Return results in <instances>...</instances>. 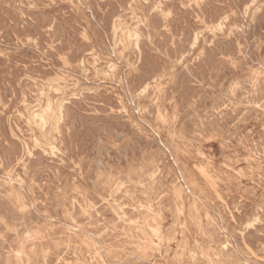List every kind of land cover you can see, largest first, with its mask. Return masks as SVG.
Segmentation results:
<instances>
[{"label":"rangeland","instance_id":"rangeland-1","mask_svg":"<svg viewBox=\"0 0 264 264\" xmlns=\"http://www.w3.org/2000/svg\"><path fill=\"white\" fill-rule=\"evenodd\" d=\"M0 1H1L0 2V5H1L0 6V15H1L0 16V64L2 65V66L0 65V111H1L0 112V115H1V117H0V131H1L0 137H2L0 139V156H1L0 157V169H1L0 170V177H1V179H0L1 180L0 181V199H1L0 200V224H1L0 225V235H2V236H0V256H1L0 264H7L8 262H9L8 264H12V262H13V264H54V263L55 264H68V263L69 264H81L82 262L84 264L85 263L86 264H113V263L114 264H151V263L152 264H170V263L171 264H191V263L192 264H218V263L219 264H239V263L240 264H259V263L264 264V260H263L264 259V236H263L264 235V231H263L264 230V209H263V207H264V202H263L264 201V179H263L264 178V170H263L264 169V157H261L262 154L264 156V130H263L264 129V111H263L264 110V108H263L264 107V82H263L264 81V72H262V71H264V51H263L264 50V43H263L264 42V26H262V23L264 25V1L263 0H251L252 2H250V0H245V1L244 0H235V1L234 0H229V1L228 0H221V1L220 0H209V1L208 0H182V1L181 0H176V1L175 0L174 1L173 0H159V1L158 0L157 1L156 0H144L145 2L143 0H128V1L127 0H121V2H120V0H96L97 2L95 0H93L95 3L92 0H75V1L74 0H66V1L65 0H36V1L34 0V2H33V0H27V1L26 0H20L21 3H20V1H17V0H0ZM123 1H125V2H123ZM189 1H191V2H189ZM242 1L247 2V3H245V5H244V3L242 4ZM258 1H259V3H258ZM260 1H262V2H260ZM10 2H11V4H10ZM131 2H132V4H131ZM167 2H168V5H167ZM205 2H207V3H205ZM128 3H130V5ZM84 4L90 5V8H89V6H86ZM151 4L152 5L154 4V5L152 6ZM198 4H200V5H198ZM206 4H207V7L205 6ZM225 4H227V5H225ZM74 5H76V6H74ZM115 5H117V6H115ZM118 5H119V7H118ZM141 6H143V7H141ZM212 6H214V7L212 8ZM239 6H241V7L239 8ZM23 7H25V8H23ZM32 7H33V9H32ZM95 7L96 8L98 7V8L96 9ZM203 7L206 9L205 11H204ZM208 7L210 10L208 9ZM12 8H14V9H12ZM26 8H28V10ZM57 8H59L58 10H60V11H58ZM110 8H112V9H110ZM135 8H137V10ZM152 8H154V9H152ZM166 8H168V9H166ZM217 8L220 10H217ZM94 9H96V10H94ZM182 9H184V10H182ZM12 10H13V12H12ZM56 10L58 13L56 12ZM77 10H78V12H77ZM116 10H117V12H116ZM161 10L165 11L166 13L162 12ZM208 10H209V12H208ZM227 10L228 11L230 10L229 11L230 13ZM72 11H73V13H72ZM135 11H136V13H135ZM145 11H148V12H145ZM153 11H154V13H153ZM159 11H161V12H159ZM248 11H249V13H248ZM6 12H7V14H6ZM30 12H31V14H30ZM59 12H61L60 13L61 15L59 14ZM220 12H222V13H220ZM223 12H224V14H223ZM257 12H259V13H257ZM32 13L34 15H32ZM87 13H89V14H87ZM107 13H108V15H107ZM194 13H195V15H194ZM237 13H239V14H237ZM22 14H24V15H22ZM66 14H67L68 18L66 17ZM98 14L101 16L99 17ZM122 14L123 15L125 14L124 16H122L123 18L125 17L124 19L121 18ZM176 14H178V15H176ZM227 14H228V16H227ZM257 14H260V15H257ZM154 15H156V16H154ZM8 16H9V18H8ZM17 16H18V18H17ZM59 16H63V17H59ZM193 16H195V17H193ZM258 16L261 18H258ZM13 17H15V18H13ZM153 17H155V18H153ZM222 17H223V20H222ZM27 18H28V20L30 19L31 21L30 20L28 21ZM70 18H71V20H68ZM115 18H116V20H115ZM140 18H141V20H140ZM146 18H148V21ZM157 18H159V19H157ZM207 18L210 20H208ZM246 18H247V20H246ZM257 18L259 19V21L257 20ZM44 19H45V22H44ZM47 19H49V20L51 19L50 24H49V21ZM131 19H132V21H131ZM236 19H238V20H236ZM244 19L246 20V22ZM248 19H249V21H248ZM64 20H66V21H64ZM158 20H159V22H158ZM261 20H262V22H260ZM37 21L39 24L37 23ZM68 21H70V22H68ZM76 21H78V22H76ZM33 22H34V24H33ZM43 22L45 23V25L43 24ZM56 22H57V24H56ZM63 22H65V24H63ZM103 22H105V23H103ZM169 22H170V24H169ZM183 22H185V23H183ZM3 23L5 24V26ZM18 23H20V24H18ZM118 23H120V25ZM148 23H149V25H148ZM210 23L211 24L213 23V25L211 26ZM74 25H76V26H74ZM157 25H159V26H157ZM166 25H168V26H166ZM189 25H192V26H189ZM10 26H11V28H10ZM20 26L22 28H20ZM70 26H72V28ZM119 26H120V28H119ZM7 27H8V29H7ZM35 27H37V28H35ZM60 27H61V29H59ZM62 27H63V29H62ZM75 27H76V29H75ZM106 27H107V29H106ZM159 28H161V29H159ZM235 28H237V29L235 30ZM225 29H226V32H225L226 34L223 32V31H225ZM5 30H6V32H5ZM9 30H10V32H9ZM31 30H33V32ZM81 30H82V34H80ZM49 31H52V32H49ZM59 31H61V34ZM69 31H71V32H69ZM160 31H162V32L160 33ZM240 31H241V33H240ZM66 32H67V34H66ZM10 33H12V34H10ZM43 33H44V35H43ZM249 33L252 35H250ZM109 34H111V35H109ZM215 34H217V35H215ZM166 35H168L170 37L168 38V36H166ZM185 35H186L187 39H186ZM234 35L236 38L234 37ZM238 35H239V38L237 37ZM70 36H72V37L74 36V37L72 38ZM159 36L161 39L159 38ZM164 36H166V37H164ZM81 37H82V39H81ZM118 37H119V39H118ZM149 37H150V39H149ZM206 37H207V39H206ZM151 38L154 40L152 41ZM164 38H166V39H164ZM212 38H214V39H212ZM69 39H71V40L69 41ZM144 39H145L146 43L144 42ZM225 39H227L228 41ZM56 40L59 42H56ZM100 40H102V41H100ZM166 40H168V41H166ZM39 41H40V43H39ZM159 41H161V43ZM219 41H221V42H219ZM41 42H42V44H41ZM141 42L143 45L141 44ZM152 42H153V44H152ZM165 42H167V43H165ZM235 42L237 44H235ZM245 43H247V45H245ZM253 43H255V44H253ZM22 44L23 45L26 44V45L23 46ZM68 44H70V45H68ZM157 44H158V46H156ZM162 44H163V46H162ZM194 44H196V45H194ZM227 44H228V46H227ZM27 45H29V46H27ZM72 45H73V47H72ZM231 45L233 46V48H235V51ZM65 46H67V48H65ZM113 46H115V47H113ZM40 47H42L43 50ZM136 47L139 48L141 51L139 49H137ZM74 48H76V49H74ZM77 48H78V51H77ZM99 48H101V49H99ZM191 48L193 50H191ZM231 48H232V50H231ZM237 50H238V52H237ZM46 51H48L49 53ZM142 51L144 53H142ZM244 51H245V53H244ZM113 52H115V53H113ZM235 52H236V54H235ZM135 53H137V54H135ZM184 53H185V55H184ZM116 54H118V55H116ZM170 54H171V56L173 55L172 56L173 58L170 57ZM177 54L179 55V57ZM38 55H40V56H38ZM255 55H256V58H255ZM261 55H263V57ZM7 56H8V59H7ZM66 56L67 57L69 56V57L67 58ZM184 56L187 58H185ZM203 56H204V58H203ZM240 56H242V58L245 56L247 59L245 57L242 59ZM9 57H12V58H9ZM41 57H42V59H41ZM98 57L100 60L97 59ZM123 57H125L126 60ZM140 57H142L143 59H141ZM150 57H151V59H149ZM197 57L200 59H198ZM73 58H74V60H73ZM214 58H216V59H214ZM252 58H254V59L252 60ZM77 59L80 61H78ZM122 59H123V61H122ZM210 59H211V61H210ZM250 59H251V61H250ZM83 60H84V63H83ZM149 60H152V61H149ZM75 61H76V65H75ZM141 61L146 62V63H143V62L141 63ZM201 61H203V62H201ZM14 62L16 64H14ZM72 62H74V63H72ZM190 62H192V63H190ZM229 62H231V63H229ZM247 62H248V64H247ZM252 62H253V64H252ZM24 63L27 65L29 64L28 67ZM55 63H56V66H55ZM202 63L203 64L205 63V64L203 65ZM207 63L208 64L210 63L209 67H208ZM219 63H221V64H219ZM242 63H244V64H242ZM35 64H36V66H34ZM125 64L127 65V67ZM212 64H213V66H212ZM240 64H242V65H240ZM11 65H13V66H11ZM85 65H86V67H85ZM149 65H151V66H149ZM160 65H162V66H160ZM16 66H18V67H16ZM71 66H72V68H71ZM183 66L185 69L183 68ZM191 66H192V68H191ZM220 66H222V67H220ZM247 66H249V67H247ZM61 67H62V69H61ZM240 67H241V69H240ZM111 68H112V70H110ZM126 68H128V69H126ZM170 68H172V71ZM223 68H224V70H223ZM5 69L8 72H9V70H11L10 73H8ZM86 69L89 71H87ZM118 69H119V71H118ZM17 70H18V72H15ZM43 70L45 71V73ZM48 70H50V71H48ZM239 70H240V72H239ZM242 70H243V72H242ZM51 71H53V73ZM158 71L160 73H158ZM120 72H121V74H119ZM181 72H183L182 75H181ZM139 73H141V74H139ZM142 73L145 75H142ZM152 73H154V74H152ZM42 74L44 77L42 76ZM150 74H152V75H150ZM193 74H194V76H193ZM47 75H49V76H47ZM160 75L161 76L163 75L164 77L162 76L163 77L162 78ZM223 75H224V77H223ZM144 76H146V77H144ZM215 76H216V78H215ZM129 77L132 79H130ZM180 77H181V79H180ZM254 77H255V79H254ZM121 78L123 79V81ZM15 79H16V81H15ZM179 79H180V81H179ZM40 80H42V81H40ZM160 80H161V82H160ZM185 80H187V82ZM219 80H221V81H219ZM251 80H252V83H251ZM27 81H28V83H27ZM153 81L154 82L156 81V82L153 83ZM211 81L213 83H211ZM216 81H218V82H216ZM31 82H33V83H31ZM146 82H148V83H146ZM132 83H134V84H132ZM141 83H142V85H140ZM229 84L231 86H229ZM150 85L152 86V88ZM186 85H188V86H186ZM189 85H190V88H189ZM255 85H256V88H255ZM10 86L12 87V89ZM192 86H195V87H192ZM238 86H240V87H238ZM258 87H260V88L258 89ZM137 88L138 89L140 88V89L137 90ZM247 88H249V91ZM147 89H149V90H147ZM161 89H162V91H161ZM178 89H181V91ZM226 89L230 90V91H227ZM257 89H258V91H257ZM176 90H177V92H176ZM88 91H90V92H88ZM124 91L127 92V94ZM166 91H168V92H166ZM171 91L173 93H171ZM224 91H225V93H224ZM243 91L244 92L246 91V92L244 93ZM54 92L55 93L58 92V94H55ZM85 92L89 95V96L87 95L88 97L86 96ZM94 92H96V93H94ZM188 92H190V94ZM38 93H39V95H38ZM18 94H19V96H18ZM134 94L137 96L135 97ZM204 94H206L205 97H204ZM222 94L225 96L222 97ZM93 95L95 96V98ZM233 95H234V97H233ZM79 96H81L82 98H80ZM159 96H160V98H159ZM201 96H203V97H201ZM38 97H39V99H38ZM188 97L191 99L188 100L189 99ZM219 97H222V98H219ZM86 98H87V100H86ZM97 98H99L100 102H97L98 101V100H96ZM101 98H103V99H101ZM192 98H193V100H192ZM241 98L245 101H243ZM244 98H246V99H244ZM32 99H33V101H32ZM91 99H93V100H91ZM67 101H69V102H67ZM72 101H73V103H72ZM74 101L76 103L77 102H79V103H77V105H76ZM194 101H197L199 103H197V102L195 103ZM212 101H213V103H212ZM44 102L47 104H45ZM103 102H105V104ZM203 102H204V104H203ZM33 103H35V104H33ZM66 103H67V105H65ZM256 104H258V105H256ZM235 105H236V107H235ZM69 106H70V108H69ZM80 106L82 107L83 110L79 109V108H81ZM161 106H162V108H161ZM215 106L217 108H215ZM64 107L69 108V109H65ZM105 107H106V109H105ZM154 107L155 108L157 107L156 110ZM92 108L94 109V111ZM134 108H135V111H134ZM192 109L194 111H192ZM210 109H211V111H210ZM227 109H229V110L227 111ZM230 109H231V111H230ZM67 110L68 111L70 110V111L68 112ZM215 110H217V111H215ZM151 111H153V112H151ZM195 112H197L201 116ZM42 113L44 114V116L45 115L46 116L43 117ZM68 114H71L72 116L68 115ZM75 114H77V115H75ZM82 114L84 116H82ZM90 114H92L94 117H96V116L97 117L94 118ZM216 114H218V116ZM54 115L56 117H54ZM123 115H124V118H123ZM5 116H6V118H5ZM47 116H50V117H47ZM127 116H129V118ZM194 116H195V118H194ZM212 116H213V118H212ZM109 117H110V119H109ZM202 117H204L206 120H204V118H202ZM220 117H221V119H220ZM84 118H87L86 119L87 122L85 121ZM44 119H46V120H44ZM64 119H65V121H64ZM93 119H95V120H93ZM148 119H150V120L148 121ZM69 120H71V121L69 122ZM91 120H92V122H91ZM110 120H113V121H111V124H110ZM141 120H143V121L145 120L144 123ZM195 121H196V123H195ZM35 122H36V124H35ZM62 122L65 124H61ZM80 122H82V123H80ZM88 122H89V125L87 124ZM153 122H154V124H153ZM29 123H30V125H29ZM45 123H47V124H45ZM27 124L29 125V127ZM43 124H45V125H43ZM195 124H196V126H195ZM206 124H208V125H206ZM215 124H217V126H216L217 128L214 127ZM103 125L105 126V128H103L104 127ZM230 125H231V127H230ZM243 125H246V127ZM147 126H148V128H147ZM7 127H8V130H7ZM18 127H19V129H17ZM33 127H35V129ZM83 127L85 130L83 129ZM109 127H111V128H109ZM155 127H157V128H155ZM233 127H235V128H233ZM260 127H262V128H260ZM38 128H40V129H38ZM136 128H138V129H136ZM184 128H185V130H184ZM194 128H195V130H194ZM203 128H204V130H202ZM214 128H216L215 131H214ZM153 129H154V131H153ZM242 129H244L245 132ZM27 130H28V132H27ZM86 130H87V132H85ZM112 130H113V132H112ZM150 130H152V133ZM199 130H201V131H199ZM39 131H42V132L39 133ZM107 131H108V133H107ZM207 131H209V132H207ZM231 131H234L235 133L231 132ZM236 131L238 134L236 133ZM47 132H49V133H47ZM53 132H54V134H53ZM72 132H74V133H72ZM124 132H126V133H124ZM226 132H228V133H226ZM9 133H12V134L9 135ZM145 133H146V135H144ZM257 133H260V134L258 135ZM8 135H9V137H8ZM29 135H31L32 137ZM65 135H67V136H65ZM111 135H113V136H111ZM202 135H204V136H202ZM217 135L221 138H219ZM42 136L45 137V139ZM6 137H7V140H6ZM56 137H59V138H56ZM65 137H67V138H65ZM137 137H139V138H137ZM74 138H75V141L73 140ZM196 138H198V140ZM15 139H17V141ZM22 140H24V142ZM221 140H223L226 145ZM31 141H32V143H31ZM106 141H108V142H106ZM129 141H131V142H129ZM138 141H140V143ZM87 142H90V144ZM109 142H111L110 145H109ZM239 142H241V143H239ZM26 143H27V145H26ZM185 143H189V144H185ZM33 144H34V146H33ZM115 144L116 145L118 144V145L116 146ZM148 144H149V146H148ZM227 144H228V146H227ZM239 144H240V146H239ZM102 145H104V146H102ZM125 145L126 146L128 145V146L126 147ZM114 146H115V148H114ZM30 147H31V149H30ZM80 147H82L81 148L82 150L80 149ZM120 147H122V149ZM72 148L74 151L72 150ZM97 148H98L99 152H97ZM118 148H119V150H118ZM171 148H172V150H171ZM260 148H262V149H260ZM18 149L20 151H18ZM84 149H85V151H83ZM129 149L131 151H129ZM169 149H170V152L168 151ZM179 149H181V150H179ZM92 150H93V152H92ZM58 151H60L61 153ZM38 152H40V153H38ZM48 152L50 155H48ZM71 152H73V153H71ZM70 153L72 155H70ZM231 153H232V155H231ZM159 155H160V157H159ZM8 156H9V158H8ZM84 156H86V157H84ZM104 156H105V158H104ZM106 156H108V157H106ZM26 157H27V160H26ZM38 157H39V159H38ZM96 157L99 159H96ZM223 157H225V159H223ZM68 158H69V160H68ZM74 158H75V160H74ZM106 158L109 160H107ZM173 158L176 161L175 163H174ZM70 159H72V160H70ZM9 160H11V161H9ZM14 160H16V161H14ZM37 160H39V161H37ZM125 160H126V162H125ZM226 160L229 161L228 164H226L227 163ZM83 161L85 162L84 164H83ZM158 161L161 163H159ZM10 162H12V163H10ZM40 162H42V163H40ZM113 164H115V165H113ZM26 165H27V167H29V169L26 167ZM34 165H36V166H34ZM156 165H157V167H156ZM173 165H175V166H173ZM52 166L53 167L55 166V168H53ZM87 166H89V167H87ZM67 168H69V169H67ZM83 168L85 169V173H84ZM199 168L201 169V172H203V170H204V174L202 173V175H201ZM8 169H9V171H8ZM48 169H49V172H47ZM58 169H59V172H58ZM180 169H181V171H180ZM35 170H37V171H35ZM198 170H199V172H198ZM80 171H81V173L82 172L83 173L81 174ZM93 171H95V172H93ZM246 171H247V173H245ZM6 172H7V174H4ZM38 172H39V174H37ZM181 172H182V174H181ZM184 172H186L187 175ZM224 172H225V174H224ZM250 172L251 173L254 172V173L251 175ZM258 172H260V173L258 174ZM9 173H11V174H9ZM20 173H21V175H20ZM31 173H33V175ZM47 173H49V175ZM154 173L156 174V176ZM166 173H167V175H166ZM233 173H235V174H233ZM176 174H178V176ZM188 174L190 177L188 176ZM229 174H231L232 176ZM260 174H262V176ZM16 175H18V178ZM93 175H94V177H93ZM107 175H110V176L108 177ZM175 176H177V177H175ZM181 176H183V177H181ZM250 176H251V178H250ZM139 177H140V179H138ZM112 178H113V180H112ZM189 178H192L193 181ZM39 179H40V181H39ZM52 179H54V180H52ZM176 179L178 182L176 181ZM236 179H237V181H236ZM24 180L25 181L30 180V181L25 182ZM72 180H74V181L72 182ZM135 180H138V181H135ZM159 180H160V182H159ZM184 180L186 183L183 182ZM51 181L52 182L54 181V182L52 183ZM89 181H90V183H89ZM147 181H148V183H146ZM194 181H197V182L195 183ZM149 182H150V184H149ZM232 182H233V184H232ZM116 183H117V185H116ZM133 184H134V187H133ZM135 185H137V186H135ZM171 185H173V186H171ZM167 186L169 187V189L167 188ZM248 186L250 187V189H248L249 188ZM85 187H87V188H85ZM101 187H103V188L101 189ZM117 187H119V188H117ZM157 187H158V190H157ZM173 187H174V190H173ZM40 188H42L43 190ZM175 188H176V190H175ZM213 188H214V190L215 189L217 190V191L215 190L216 193L214 192ZM5 189L6 190L8 189V191H5ZM181 189H182V191H181ZM186 189H187V192H186ZM190 189H191V191H190ZM199 189H201V190H199ZM68 190L71 192H69ZM110 190H112V191H110ZM177 190H178L179 194L176 193ZM10 191L12 192L11 194H10ZM140 191H141V193H140ZM172 191H173V194H172ZM253 191H254V193H253ZM23 192H24V195H23ZM37 192H39V193H37ZM129 192L133 196L132 195L130 196ZM133 192L135 195L133 194ZM193 192H194V194H193ZM218 192L221 194V195L219 194V197H218ZM87 193L88 194L90 193V194L88 195ZM155 193H157V194H155ZM242 193H244V194H242ZM8 194H10V195H8ZM84 194H85V197H84ZM199 194H200V196H199ZM39 195L42 196V198L41 197L38 198ZM177 195H179V196H177ZM147 197H148V199H147ZM172 197H173V199H172ZM50 198H51V200H50ZM79 198H82L84 200L79 199ZM13 199H15V200H13ZM251 199H252V201H251ZM100 200L102 203L100 202ZM174 200H176V201H174ZM181 200H182V202H181ZM16 201L18 202L17 204H16ZM86 201H89V202H86ZM97 201H99L100 203H98ZM243 201L245 204L243 203ZM191 202H193V207H192ZM37 203L39 206L37 205ZM174 203H176V204H174ZM225 203H226V205H225ZM248 203H249V206H247ZM260 203L263 205L262 208L260 206L261 205ZM79 204H81V205H79ZM156 204H157V206H156ZM181 204H182V206H181ZM204 204L209 205V206H206L207 207L206 208V207H204L205 206ZM214 204H215V206H214ZM232 204L234 207L232 206ZM22 205H24V206H22ZM187 205H188V207L190 206L191 208L190 207L188 208ZM9 206H12V207H9ZM140 206H142V208H140ZM42 207H43V209H42ZM177 207H178L179 211L177 210ZM222 207H224V208H222ZM82 208H84V209L81 210ZM148 209L151 212L150 211L147 212ZM175 209H176V211H175ZM223 209L226 210L227 213L225 211L223 212ZM6 210L9 214L6 212ZM66 210H67V212H66ZM194 210H196V211H194ZM229 210H230V212H229ZM152 211H153V213H152ZM181 211H183V212H181ZM256 211H257V213H256ZM173 212H174L175 216L173 215ZM187 212H189V213H187ZM24 213L26 216L24 215ZM195 213H197V214L195 215ZM205 213L207 214V216ZM56 214H57V216H56ZM121 214L124 216H122ZM131 214H132V216H131ZM214 214H215V216H214ZM125 215H126V217H125ZM32 216H34V217H32ZM120 216L122 218L123 217L124 218L121 219ZM194 216H195V218H194ZM3 217H5V218H3ZM78 217H80V218L78 219ZM173 217H176V218H173ZM204 217L205 218L207 217L206 218L207 221ZM258 217H259V219H258ZM91 218L95 219L96 221L91 219ZM133 218H134V221H133ZM137 218H138V220H135ZM211 218H212V220H211ZM105 219H107V220H105ZM174 219H176V220H174ZM197 219H199L200 221ZM216 219H217V221H216ZM65 220H66V222H65ZM104 220H105V222H104ZM259 220H260V222H262L261 225H260ZM175 221L176 222L178 221V222L176 223ZM212 221H213V223H212ZM251 221H253V222L251 223ZM29 222H30V224H29ZM83 222H84V224H82ZM142 222H143V224H142ZM14 223L15 224L17 223L18 225H15ZM113 223L114 224L116 223L117 226H119V227H117L116 224L113 225ZM87 224H88V226H86ZM77 225H79V226H77ZM103 225H105V226H103ZM196 225L199 228L198 230H197ZM1 226H4V228ZM82 226L84 227V229H82ZM69 227H70V229H69ZM80 227H81V229H80ZM106 227H108L110 229H108ZM150 227H151V229L153 228L152 230L157 229L158 233H156L155 231H152L150 229ZM156 227H158V228H156ZM256 227H259V228L256 229ZM93 228H95V229H93ZM160 228H161V230H160ZM168 228H169V230H168ZM211 228H212V230H211ZM238 228H240V229H238ZM65 229H66V231H65ZM74 229H75V231H74ZM137 229H139V230H137ZM181 229H183V230H181ZM140 230L141 231L143 230L142 231L143 233H141ZM83 231H84V233H83ZM167 231H169V232H167ZM35 232L38 234H36ZM69 232L71 233V235ZM215 232L217 233L216 235H215ZM20 233H22V234H20ZM151 233L153 234V236ZM168 233H169V235H168ZM250 233H251V235H250ZM111 234H113V235H111ZM154 234L156 237L154 236ZM88 235H90V236H88ZM91 235H92V237H91ZM136 235L138 238L136 237ZM233 235H234V237H233ZM10 236L12 239L10 238ZM104 236H106V237H104ZM143 236H144L145 240H144ZM171 236L173 238H171ZM218 236H220V237H218ZM235 236H236L237 241H235L236 240ZM34 237L37 239H34ZM149 238H150V240H149ZM167 238L170 240H168ZM30 239H32V240L34 239V240L32 241ZM79 239H81V240H79ZM106 239L109 241H107ZM22 240H23V242H22ZM134 240L137 242H135ZM178 240L181 241V243ZM69 241H71V242H69ZM145 241H146V243H145ZM116 242L120 243V244H117ZM257 242L260 244H258ZM114 243H116V244H114ZM144 243H145V245H144ZM179 243H180V245H179ZM35 244H36V247H35ZM86 244H87V246H86ZM95 244H96V246H95ZM127 244H128V247L126 246ZM161 244H162V246H161ZM201 244H203V245H201ZM247 244L249 247L247 246ZM46 246H47V248H46ZM165 246H166V248H165ZM196 246H198V247H196ZM5 247H6V249H4ZM57 247H58V249H57ZM78 247H79V249H78ZM83 247H84V249H83ZM87 247H89V249ZM133 247H135V248L132 249ZM180 247H182V248H180ZM239 247H240V250L243 251L244 253L239 252L240 251L238 249ZM109 248H110V250H109ZM209 248L211 250H209ZM248 248H250V250ZM20 249H22L23 251ZM70 249H71V251L69 252L68 250H70ZM114 249H115V252H114ZM144 249H146L147 251ZM199 249L200 250L202 249L201 250L202 252ZM81 250H82V252H81ZM85 250L86 251L89 250V251L86 252ZM1 251H4V252H1ZM76 251L77 252L79 251V252L77 253ZM106 251H108V252L106 253ZM160 252H162V254ZM226 252L230 253V255ZM17 253L20 256H18ZM24 253L26 256L24 255ZM151 253H153V254L151 255ZM246 253H247V255H246ZM255 253H257V254H255ZM97 254H99L100 256ZM147 254H149V255L147 256ZM190 254H191V256H190ZM195 254H196V256H195ZM234 254H235V256H234ZM172 255H174V256H172ZM193 255L196 257V259H195V257H193ZM35 256H37V257H35ZM71 256L72 257L75 256V258L73 257V261H72ZM97 256H99V257H97ZM93 257L95 260L93 259ZM132 257H135V258L132 259ZM58 258H59V260H58ZM111 258L113 261L111 260ZM216 258L219 260H216ZM7 259L9 261H7ZM128 259H131V260H128ZM175 259H177V260H175ZM208 259H211V260L209 261ZM48 260H49V262H48ZM74 260H76V261H74ZM165 260H167V261H165ZM6 261H7V263H6ZM19 261H21V262H19ZM69 261H71L72 263H70ZM118 261H119V263H118ZM123 261H125V262H123ZM152 261H154V262H152Z\"/></svg>","mask_w":264,"mask_h":264},{"label":"bare ground","instance_id":"bare-ground-1","mask_svg":"<svg viewBox=\"0 0 264 264\" xmlns=\"http://www.w3.org/2000/svg\"><path fill=\"white\" fill-rule=\"evenodd\" d=\"M17 1H20V0H17ZM26 1H27V0H26ZM35 1H36V0H35ZM65 1H66V0H65ZM74 1H75V0H74ZM74 1H73V2H74ZM92 1H93V0H92ZM95 1H96V0H95ZM127 1H128V0H127ZM143 1H144V0H143ZM156 1H157V0H156ZM158 1H159V0H158ZM173 1H174V0H173ZM175 1H176V0H175ZM181 1H182V0H181ZM208 1H209V0H208ZM220 1H221V0H220ZM228 1H229V0H228ZM234 1H235V0H234ZM244 1H245V0H244ZM263 1H264V0H263ZM0 2H1V1H0ZM7 2H8V1H7ZM13 2H14V1H13ZM15 2H16V1H15ZM30 2H31V1H30ZM33 2H34V0H33ZM43 2H44V1H43ZM69 2H70V1H69ZM81 2H82V1H81ZM85 2H86V1H85ZM85 2H84V3H85ZM88 2H89V1H88ZM93 2H94V1H93ZM96 2H97V1H96ZM115 2H116V1H115ZM120 2H121V0H120ZM123 2H125V1H123ZM132 2H133V1H132ZM132 2H131V4H132ZM144 2H145V1H144ZM151 2H152V1H151ZM162 2H163V1H162ZM189 2H191V1H189ZM192 2H193V1H192ZM202 2H203V1H202ZM210 2H211V1H210ZM213 2H214V1H213ZM239 2H240V1H239ZM250 2H252V1L250 0ZM256 2H257V1H256ZM260 2H262V1H260ZM20 3H21V1H20ZM37 3H38V2H37ZM44 3H45V2H44ZM65 3H66V2H65ZM71 3H72V2H71ZM76 3H77V2H76ZM94 3H95V2H94ZM109 3H110V2H109ZM109 3H108V4H109ZM113 3H114V2H113ZM137 3H138V2H137ZM149 3H150V2H149ZM159 3H160V2H159ZM205 3H207V2H205ZM222 3H223V2H222ZM243 3H244V5H245V3H247V2H243V1H242V4H243ZM258 3H259V1H258ZM258 3H257V4H258ZM10 4H11V2H10ZM12 4H13V3H12ZM17 4H18V3H17ZM50 4H51V3H50ZM86 4H87V3H86ZM86 4H84V5H86ZM91 4H92V3H91ZM104 4H105V3H104ZM122 4H123V3H122ZM128 4L130 5V3H128ZM133 4H134V3H133ZM155 4H156V3H155ZM162 4H163V3H162ZM164 4H165V3H164ZM183 4H184V3H183ZM193 4H194V3H193ZM193 4H192V5H193ZM201 4H202V3H201ZM212 4H213V3H212ZM8 5H9V4H8ZM14 5H15V4H14ZM23 5H24V4H23ZM39 5H40V4H39ZM54 5H55V4H54ZM84 5H83V6H84ZM95 5H96V4H95ZM129 5H128V6H129ZM136 5H137V4H136ZM149 5H150V4H149ZM151 5H152V4H151ZM153 5H154V4H153ZM153 5H152V6H153ZM158 5H159V4H158ZM167 5H168V2H167ZM175 5H176V4H175ZM192 5H191V6H192ZM198 5H200V4H198ZM222 5H223V4H222ZM225 5H227V4H225ZM248 5H249V4H248ZM262 5H263V4H262ZM0 6H1V5H0ZM2 6H3V5H2ZM6 6H7V5H6ZM9 6H10V5H9ZM18 6H19V5H18ZM20 6H21V5H20ZM29 6H30V5H29ZM41 6H42V5H41ZM57 6H58V5H57ZM67 6H68V5H67ZM74 6H76V5H74ZM86 6H89V8H90V5H86ZM101 6H102V5H101ZM112 6H113V5H112ZM115 6H117V5H115ZM122 6H123V5H122ZM128 6H127V7H128ZM132 6H133V5H132ZM145 6H146V5H145ZM182 6H183V5H182ZM205 6L207 7V4H206ZM208 6H209V5H208ZM210 6H211V5H210ZM215 6H216V5H215ZM252 6H253V5H252ZM260 6H261V5H260ZM12 7H13V6H12ZM27 7H28V6H27ZM35 7H36V6H35ZM65 7H66V6H65ZM65 7H64V8H65ZM106 7H107V6H106ZM118 7H119V5H118ZM141 7H143V6H141ZM148 7H149V6H148ZM157 7H158V6H157ZM161 7H162V6H161ZM170 7H171V6H170ZM174 7H175V6H174ZM178 7H179V6H178ZM184 7H185V6H184ZM213 7H214V6H212V8H213ZM222 7H223V6H222ZM240 7H241V6H239V8H240ZM255 7H256V6H255ZM3 8H4V7H3ZM5 8H6V7H5ZM16 8H17V7H16ZM23 8H25V7H23ZM49 8H50V7H49ZM68 8H69V7H68ZM95 8H96V7H95ZM97 8H98V7H97ZM97 8H96V9H97ZM100 8H101V7H100ZM129 8H130V7H129ZM164 8H165V7H164ZM164 8H163V9H164ZM176 8H177V7H176ZM180 8H181V7H180ZM203 8H204V7H203ZM227 8H228V7H227ZM232 8H233V7H232ZM244 8H245V7H244ZM6 9H7V8H6ZM12 9H14V8H12ZM26 9L28 10V8H26ZM32 9H33V7H32ZM58 9H59V8H57V10H58ZM66 9H67V8H66ZM96 9H94V10H96ZM105 9H106V8H105ZM110 9H112V8H110ZM119 9H120V8H119ZM135 9L137 10V8H135ZM149 9H150V8H149ZM152 9H154V8H152ZM152 9H151V10H152ZM163 9H162V10H163ZM166 9H168V8H166ZM186 9H187V8H186ZM208 9H209V7H208ZM222 9H223V8H222ZM225 9H226V8H225ZM225 9H224V10H225ZM237 9H238V8H237ZM237 9H236V10H237ZM250 9H251V8H250ZM7 10H8V9H7ZM24 10H25V9H24ZM29 10H30V9H29ZM39 10H40V9H39ZM47 10H48V9H47ZM57 10H56V12H57ZM63 10H64V9H63ZM63 10H62V11H63ZM107 10H108V9H107ZM121 10H122V9H121ZM125 10H126V9H125ZM139 10H140V9H139ZM143 10H144V9H143ZM151 10H150V11H151ZM162 10H161V11H162ZM182 10H184V9H182ZM205 10H206V9L204 8V11H205ZM209 10H210V9H209ZM209 10H208V12H209ZM217 10H220V9L217 8ZM217 10H216V11H217ZM253 10H254V9H253ZM1 11H2V10H1ZM9 11H10V10H9ZM31 11H32V10H31ZM36 11H37V10H36ZM49 11H50V10H49ZM58 11H60V10H58ZM98 11H99V10H98ZM110 11H111V10H110ZM155 11H156V10H155ZM161 11H159V12H161ZM168 11H169V10H168ZM178 11H179V10H178ZM192 11H193V10H192ZM214 11H215V10H214ZM227 11H228V10H227ZM229 11H230V10H229ZM229 11H228V12H229ZM234 11H235V10H234ZM4 12H5V11H4ZM10 12H11V11H10ZM12 12H13V10H12ZM40 12H41V11H40ZM43 12H44V11H43ZM63 12H64V11H63ZM77 12H78V10H77ZM86 12H87V11H86ZM91 12H92V11H91ZM94 12H95V11H94ZM94 12H93V13H94ZM100 12H101V11H100ZM100 12H99V13H100ZM108 12H109V11H108ZM116 12H117V10H116ZM145 12H148V11H145ZM162 12H165V11H162ZM169 12H170V11H169ZM193 12H194V11H193ZM244 12H245V11H244ZM1 13H2V12H1ZM27 13H28V12H27ZM34 13H35V12H34ZM47 13H48V12H47ZM54 13H55V12H54ZM57 13H58V12H57ZM60 13H61V12H59V14H60ZM65 13H66V12H65ZM72 13H73V11H72ZM74 13H75V12H74ZM113 13H114V12H113ZM124 13H125V12H124ZM135 13H136V11H135ZM139 13H140V12H139ZM153 13H154V11H153ZM165 13H166V12H165ZM167 13H168V12H167ZM184 13H185V12H184ZM195 13H196V12H195ZM195 13H194V15H195ZM214 13H215V12H214ZM214 13H213V14H214ZM220 13H222V12H220ZM229 13H230V12H229ZM234 13H235V12H234ZM248 13H249V11H248ZM257 13H259V12H257ZM6 14H7V12H6ZM12 14H13V13H12ZM15 14H16V13H15ZM20 14H21V13H20ZM30 14H31V12H30ZM38 14H39V13H38ZM42 14H43V13H42ZM52 14H53V13H52ZM63 14H64V13H63ZM67 14H68V13H67ZM67 14H66V17H67ZM69 14H70V13H69ZM76 14H77V13H76ZM87 14H89V13H87ZM101 14H102V13H101ZM114 14H115V13H114ZM125 14H126V13H125ZM125 14H124V15H125ZM142 14H143V13H142ZM168 14H169V13H168ZM171 14H172V13H171ZM215 14H216V13H215ZM223 14H224V12H223ZM231 14H232V13H231ZM237 14H239V13H237ZM255 14H256V13H255ZM10 15H11V14H10ZM22 15H24V14H22ZM25 15H26V14H25ZM32 15H34V14L32 13ZM60 15H61V14H60ZM96 15H97V14H96ZM98 15H99V14H98ZM107 15H108V13H107ZM124 15L122 14V15H121V18H123L122 16H124ZM137 15H138V14H137ZM146 15H147V14H146ZM149 15H150V14H149ZM160 15H161V14H160ZM164 15H165V14H164ZM166 15H167V14H166ZM169 15H170V14H169ZM176 15H178V14H176ZM187 15H188V14H187ZM218 15H219V14H218ZM221 15H222V14H221ZM240 15H241V14H240ZM244 15H245V14H244ZM257 15H260V14H257ZM257 15H256V16H257ZM0 16H1V15H0ZM15 16H16V15H15ZM26 16H27V15H26ZM48 16H49V15H48ZM51 16H52V15H51ZM81 16H82V15H81ZM100 16H101V15H99V17H100ZM104 16H105V15H104ZM144 16H145V15H144ZM154 16H156V15H154ZM170 16H171V15H170ZM200 16H201V15H200ZM214 16H215V15H214ZM227 16H228V14H227ZM6 17H7V16H6ZM20 17H21V16H20ZM30 17H31V16H30ZM44 17H45V16H44ZM59 17H63V16H59ZM66 17H65V18H66ZM94 17H95V16H94ZM94 17H93V18H94ZM109 17H110V16H109ZM114 17H115V16H114ZM130 17H131V16H130ZM147 17H148V16H147ZM159 17H160V16H159ZM165 17H166V16H165ZM186 17H187V16H186ZM193 17H195V16H193ZM197 17H198V16H197ZM224 17H225V16H224ZM238 17H239V16H238ZM241 17H242V16H241ZM245 17H246V16H245ZM8 18H9V16H8ZM13 18H15V17H13ZM17 18H18V16H17ZM22 18H23V17H22ZM31 18H32V17H31ZM47 18H48V17H47ZM67 18H68V17H67ZM84 18H85V17H84ZM91 18H92V17H91ZM107 18H108V17H107ZM124 18H125V17H124ZM124 18H123V19H124ZM153 18H155V17H153ZM169 18H170V17H169ZM187 18H188V17H187ZM216 18H217V17H216ZM219 18H220V17H219ZM226 18H227V17H226ZM232 18H233V17H232ZM236 18H237V17H236ZM247 18H248V17H247ZM247 18H246V20H247ZM254 18H255V17H254ZM254 18H253V19H254ZM258 18H261V17L258 16ZM258 18H257V20L259 21ZM6 19H7V18H6ZM74 19H75V18H74ZM74 19H73V20H74ZM111 19H112V18H111ZM146 19H147V21H148V18H146ZM157 19H159V18H157ZM161 19H162V18H161ZM180 19H181V18H180ZM188 19H189V18H188ZM192 19H193V18H192ZM197 19H198V18H197ZM203 19H204V18H203ZM207 19H208V18H207ZM217 19H218V18H217ZM3 20H4V19H3ZM17 20H18V19H17ZM20 20H21V19H20ZM27 20H28V18H27ZM27 20H26V21H27ZM29 20H30V19H29ZM29 20H28V21H29ZM47 20L49 21V24H50V20H51V19H50V20L47 19ZM52 20H53V19H52ZM68 20H71V18L68 19ZM78 20H79V19H78ZM115 20H116V18H115ZM140 20H141V18H140ZM168 20H169V19H168ZM168 20H167V21H168ZM195 20H196V19H195ZM208 20H210V19H208ZM222 20H223V17H222ZM236 20H238V19H236ZM236 20H235V21H236ZM244 20H245V19H244ZM244 20H243V21H244ZM246 20H245V22H246ZM262 20H263V19H262ZM262 20H261L260 22H262ZM18 21H19V20H18ZM30 21H31V20H30ZM64 21H66V20H64ZM81 21H82V20H81ZM109 21H110V20H109ZM122 21H123V20H122ZM131 21H132V19H131ZM152 21H153V20H152ZM154 21H155V20H154ZM165 21H166V20H165ZM183 21H184V20H183ZM240 21H241V20H240ZM248 21H249V19H248ZM44 22H45V19H44ZM44 22H43V24L45 25ZM58 22H59V21H58ZM68 22H70V21H68ZM72 22H73V21H72ZM76 22H78V21H76ZM105 22H106V21H105ZM105 22H103V23H105ZM116 22H117V21H116ZM118 22H119V21H118ZM158 22H159V20H158ZM158 22H157V23H158ZM170 22H171V21H170ZM170 22H169V24H170ZM173 22H174V21H173ZM192 22H193V21H192ZM197 22H198V21H197ZM233 22H234V21H233ZM233 22H232V23H233ZM1 23H2V22H1ZM37 23H38V21H37ZM37 23H36V24H37ZM47 23H48V22H47ZM60 23H61V22H60ZM73 23H74V22H73ZM144 23H145V22H144ZM153 23H154V22H153ZM153 23H152V24H153ZM183 23H185V22H183ZM190 23H191V22H190ZM204 23H205V22H204ZM213 23H214V22H213ZM213 23H212V24L210 23L211 26L213 25ZM247 23H248V22H247ZM252 23H253V22H252ZM3 24H4V23H3ZM18 24H20V23H18ZM33 24H34V22H33ZM38 24H39V23H38ZM54 24H55V23H54ZM56 24H57V22H56ZM61 24H62V23H61ZM61 24H60V25H61ZM63 24H65V22H63ZM66 24H67V23H66ZM96 24H97V23H96ZM109 24H110V23H109ZM118 24L120 25V23H118ZM138 24H139V23H138ZM152 24H151V25H152ZM177 24H178V23H177ZM200 24H201V23H200ZM222 24H223V23H222ZM225 24H226V23H225ZM237 24H238V23H237ZM242 24H243V23H242ZM242 24H241V25H242ZM256 24H257V23H256ZM145 25H146V24H145ZM148 25H149V23H148ZM161 25H162V24H161ZM173 25H174V24H173ZM196 25H197V24H196ZM196 25H195V26H196ZM204 25H205V24H204ZM257 25H258V24H257ZM4 26H5V24H4ZM36 26H37V25H36ZM40 26H41V25H40ZM46 26H47V25H46ZM68 26H69V25H68ZM74 26H76V25H74ZM74 26H73V27H74ZM108 26H109V25H108ZM142 26H143V25H142ZM157 26H159V25H157ZM163 26H164V25H163ZM166 26H168V25H166ZM171 26H172V25H171ZM181 26H182V25H181ZM189 26H192V25H189ZM250 26H251V25H250ZM262 26H264L263 23H262ZM32 27H33V26H32ZM56 27H57V26H56ZM70 27L72 28V26H70ZM70 27H69V28H70ZM87 27H88V26H87ZM97 27H98V26H97ZM100 27H101V26H100ZM110 27H111V26H110ZM122 27H123V26H122ZM143 27H144V26H143ZM145 27H146V26H145ZM153 27H154V26H153ZM174 27H175V26H174ZM178 27H179V26H178ZM182 27H183V26H182ZM197 27H198V26H197ZM214 27H215V26H214ZM236 27H237V26H236ZM2 28H3V27H2ZM10 28H11V26H10ZM20 28H22V27L20 26ZM35 28H37V27H35ZM43 28H44V27H43ZM67 28H68V27H67ZM93 28H94V27H93ZM101 28H102V27H101ZM119 28H120V26H119ZM146 28H147V27H146ZM164 28H165V27H164ZM168 28H169V27H168ZM171 28H172V27H171ZM186 28H187V27H186ZM212 28H213V27H212ZM222 28H223V27H222ZM244 28H245V27H244ZM258 28H259V27H258ZM7 29H8V27H7ZM28 29H29V28H28ZM33 29H34V28H33ZM50 29H51V28H50ZM54 29H55V28H54ZM59 29H61V27H60ZM62 29H63V27H62ZM75 29H76V27H75ZM106 29H107V27H106ZM109 29H110V28H109ZM159 29H161V28H159ZM159 29H158V30H159ZM175 29H176V28H175ZM196 29H197V28H196ZM200 29H201V28H200ZM229 29H230V28H229ZM236 29H237V28H235V30H236ZM10 30H11V29H10ZM10 30H9V32H10ZM38 30H39V29H38ZM47 30H48V29H47ZM102 30H103V29H102ZM169 30H170V29H169ZM179 30H180V29H179ZM254 30H255V29H254ZM256 30H257V29H256ZM261 30H262V29H261ZM28 31H29V30H28ZM31 31L33 32V30H31ZM53 31H54V30H53ZM73 31H74V30H73ZM103 31H104V30H103ZM120 31H121V30H120ZM141 31H142V30H141ZM148 31H149V30H148ZM164 31H165V30H164ZM173 31H174V30H173ZM185 31H186V30H185ZM198 31H199V30H198ZM248 31H249V30H248ZM251 31H252V30H251ZM1 32H2V31H1ZM5 32H6V30H5ZM23 32H24V31H23ZM23 32H22V33H23ZM36 32H37V31H36ZM38 32H39V31H38ZM41 32H42V31H41ZM46 32H47V31H46ZM49 32H52V31H49ZM59 32H60V34H61V31H59ZM63 32H64V31H63ZM69 32H71V31H69ZM74 32H75V31H74ZM110 32H111V31H110ZM145 32H146V31H145ZM150 32H151V31H150ZM161 32H162V31H160V33H161ZM183 32H184V31H183ZM223 32L225 33V32H226V29H225V31H223ZM232 32H233V31H232ZM262 32H263V31H262ZM262 32H261V33H262ZM39 33H40V32H39ZM99 33H100V32H99ZM105 33H106V32H105ZM119 33H120V32H119ZM137 33H138V32H137ZM148 33H149V32H148ZM181 33H182V32H181ZM201 33H202V32H201ZM209 33H210V32H209ZM221 33H222V32H221ZM240 33H241V31H240ZM243 33H244V32H243ZM250 33H251V32H250ZM250 33H249V34H250ZM254 33H255V32H254ZM2 34H3V33H2ZM10 34H12V33H10ZM26 34H27V33H26ZM35 34H36V33H35ZM50 34H51V33H50ZM53 34H54V33H53ZM64 34H65V33H64ZM66 34H67V32H66ZM80 34H82V30H81V33H80ZM83 34H84V33H83ZM150 34H151V33H150ZM218 34H219V33H218ZM225 34H226V33H225ZM229 34H230V33H229ZM231 34H232V33H231ZM255 34H256V33H255ZM255 34H254V35H255ZM3 35H4V34H3ZM27 35H28V34H27ZM43 35H44V33H43ZM58 35H59V34H58ZM75 35H76V34H75ZM109 35H111V34H109ZM120 35H121V34H120ZM177 35H178V34H177ZM201 35H202V34H201ZM203 35H204V34H203ZM207 35H208V34H207ZM211 35H212V34H211ZM215 35H217V34H215ZM219 35H220V34H219ZM241 35H242V34H241ZM243 35H244V34H243ZM250 35H252V34H250ZM256 35H257V34H256ZM261 35H262V34H261ZM11 36H12V35H11ZM49 36H50V35H49ZM61 36H62V35H61ZM79 36H80V35H79ZM85 36H86V35H85ZM123 36H124V35H123ZM140 36H141V35H140ZM152 36H153V35H152ZM166 36H168V35H166ZM166 36H164V37H166ZM178 36H179V35H178ZM228 36H229V35H228ZM55 37H56V36H55ZM55 37H54V38H55ZM58 37H59V36H58ZM66 37H67V36H66ZM70 37H72V36H70ZM73 37H74V36H73ZM73 37H72V38H73ZM108 37H109V36H108ZM110 37H111V36H110ZM119 37H120V36H119ZM119 37H118V39H119ZM150 37H151V36H150ZM150 37H149V39H150ZM169 37H170V36H168V38H169ZM183 37H184V36H183ZM185 37H186V35H185ZM211 37H212V36H211ZM234 37H235V35H234ZM237 37L239 38V35H238ZM253 37H254V36H253ZM1 38H2V37H1ZM37 38H38V37H37ZM41 38H42V37H41ZM46 38H47V37H46ZM72 38H71V39H72ZM90 38H91V37H90ZM104 38H105V37H104ZM111 38H112V37H111ZM145 38H146V37H145ZM159 38H160V36H159ZM168 38H167V39H168ZM176 38H177V37H176ZM176 38H175V39H176ZM235 38H236V37H235ZM17 39H18V38H17ZM30 39H31V38H30ZM34 39H35V38H34ZM51 39H52V38H51ZM55 39H56V38H55ZM57 39H58V38H57ZM61 39H62V38H61ZM71 39H69V41H70ZM81 39H82V37H81ZM85 39H86V38H85ZM147 39H148V38H147ZM151 39H152V38H151ZM160 39H161V38H160ZM164 39H166V38H164ZM179 39H180V38H179ZM186 39H187V37H186ZM206 39H207V37H206ZM210 39H211V38H210ZM212 39H214V38H212ZM240 39H241V38H240ZM256 39H257V38H256ZM7 40H8V39H7ZM59 40H60V39H59ZM62 40H63V39H62ZM78 40H79V39H78ZM91 40H92V39H91ZM115 40H116V39H115ZM142 40H143V39H142ZM153 40H154V39H152V41H153ZM157 40H158V39H157ZM176 40H177V39H176ZM225 40H227V39H225ZM9 41H10V40H9ZM20 41H21V40H20ZM42 41H43V40H42ZM63 41H64V40H63ZM65 41H66V40H65ZM76 41H77V40H76ZM89 41H90V40H89ZM100 41H102V40H100ZM140 41H141V40H140ZM166 41H168V40H166ZM201 41H202V40H201ZM210 41H211V40H210ZM227 41H228V40H227ZM233 41H234V40H233ZM233 41H232V42H233ZM240 41H241V40H240ZM252 41H253V40H252ZM15 42H16V41H15ZM32 42H33V41H32ZM53 42H54V41H53ZM56 42H59V41L56 40ZM79 42H80V41H79ZM95 42H96V41H95ZM123 42H124V41H123ZM137 42H138V41H137ZM144 42H145V39H144ZM147 42H148V41H147ZM156 42H157V41H156ZM159 42L161 43V41H159ZM180 42H181V41H180ZM219 42H221V41H219ZM39 43H40V41H39ZM45 43H46V42H45ZM87 43H88V42H87ZM112 43H113V42H112ZM124 43H125V42H124ZM139 43H140V42H139ZM145 43H146V42H145ZM165 43H167V42H165ZM170 43H171V42H170ZM186 43H187V42H186ZM196 43H197V42H196ZM201 43H202V42H201ZM223 43H224V42H223ZM263 43H264V42H263ZM20 44H21V43H20ZM23 44H24V43H23ZM23 44H22V45H23ZM41 44H42V42H41ZM80 44H81V43H80ZM85 44H86V43H85ZM95 44H96V43H95ZM108 44H109V43H108ZM141 44H142V42H141ZM152 44H153V42H152ZM182 44H183V43H182ZM182 44H181V45H182ZM216 44H217V43H216ZM235 44H237V43L235 42ZM248 44H249V43H248ZM253 44H255V43H253ZM25 45H26V44H25ZM25 45H23V46H25ZM32 45H33V44H32ZM48 45H49V44H48ZM48 45H47V46H48ZM52 45H53V44H52ZM68 45H70V44H68ZM102 45H103V44H102ZM118 45H119V44H118ZM137 45H138V44H137ZM142 45H143V44H142ZM184 45H185V44H184ZM194 45H196V44H194ZM207 45H208V44H207ZM241 45H242V44H241ZM245 45H247V43H245ZM261 45H262V44H261ZM19 46H20V45H19ZM23 46H22V47H23ZM27 46H29V45H27ZM30 46H31V45H30ZM42 46H43V45H42ZM47 46H46V47H47ZM50 46H51V45H50ZM53 46H54V45H53ZM105 46H106V45H105ZM108 46H109V45H108ZM111 46H112V45H111ZM134 46H135V45H134ZM152 46H153V45H152ZM156 46H158V44H157ZM156 46H155V47H156ZM162 46H163V44H162ZM182 46H183V45H182ZM187 46H188V45H187ZM192 46H193V45H192ZM198 46H199V45H198ZM204 46H205V45H204ZM227 46H228V44H227ZM231 46H232V45H231ZM238 46H239V45H238ZM243 46H244V45H243ZM10 47H11V46H10ZM44 47H45V46H44ZM44 47H43V48H44ZM63 47H64V46H63ZM68 47H69V46H68ZM72 47H73V45H72ZM82 47H83V46H82ZM93 47H94V46H93ZM113 47H115V46H113ZM116 47H117V46H116ZM141 47H142V46H141ZM149 47H150V46H149ZM153 47H154V46H153ZM165 47H166V46H165ZM165 47H164V48H165ZM179 47H180V46H179ZM185 47H186V46H185ZM254 47H255V46H254ZM12 48H13V47H12ZM26 48H27V47H26ZM34 48H35V47H34ZM40 48L42 49V47H40ZM65 48H67V46H65ZM136 48H137V47H136ZM144 48H145V47H144ZM147 48H148V47H147ZM157 48H158V47H157ZM159 48H160V47H159ZM175 48H176V47H175ZM175 48H174V49H175ZM181 48H182V47H181ZM232 48H233V46H232ZM232 48H231V50H232ZM239 48H240V47H239ZM244 48H245V47H244ZM46 49H47V48H46ZM61 49H62V48H61ZM74 49H76V48H74ZM84 49H85V48H84ZM93 49H94V48H93ZM99 49H101V48H99ZM137 49H139V48H137ZM176 49H177V48H176ZM187 49H188V48H187ZM195 49H196V48H195ZM208 49H209V48H208ZM229 49H230V48H229ZM233 49H234V51H235V48H233ZM237 49H238V48H237ZM5 50H6V49H5ZM24 50H25V49H24ZM29 50H30V49H29ZM42 50H43V49H42ZM91 50H92V49H91ZM95 50H96V49H95ZM118 50H119V49H118ZM139 50H140V49H139ZM143 50H144V49H143ZM159 50H160V49H159ZM165 50H166V49H165ZM165 50H164V51H165ZM171 50H172V49H171ZM191 50H193V49L191 48ZM197 50H198V49H197ZM209 50H210V49H209ZM1 51H2V50H1ZM3 51H4V50H3ZM11 51H12V50H11ZM54 51H55V50H54ZM77 51H78V48H77ZM103 51H104V50H103ZM126 51H127V50H126ZM140 51H141V50H140ZM144 51H145V50H144ZM174 51H175V50H174ZM178 51H179V50H178ZM222 51H223V50H222ZM239 51H240V50H239ZM263 51H264V50H263ZM33 52H34V51H33ZM38 52H39V51H38ZM40 52H41V51H40ZM44 52H45V51H44ZM46 52H48V51H46ZM64 52H65V51H64ZM159 52H160V51H159ZM161 52H162V51H161ZM175 52H176V51H175ZM185 52H186V51H185ZM187 52H188V51H187ZM211 52H212V51H211ZM211 52H210V53H211ZM226 52H227V51H226ZM237 52H238V50H237ZM248 52H249V51H248ZM15 53H16V52H15ZM48 53H49V52H48ZM84 53H85V52H84ZM90 53H91V52H90ZM113 53H115V52H113ZM113 53H112V54H113ZM129 53H130V52H129ZM137 53H138V52H137ZM137 53H135V54H137ZM142 53H144V52L142 51ZM145 53H146V52H145ZM150 53H151V52H150ZM166 53H167V52H166ZM166 53H165V54H166ZM180 53H181V52H180ZM214 53H215V52H214ZM227 53H228V52H227ZM232 53H233V52H232ZM244 53H245V51H244ZM25 54H26V53H25ZM44 54H45V53H44ZM46 54H47V53H46ZM57 54H58V53H57ZM97 54H98V53H97ZM97 54H96V55H97ZM123 54H124V53H123ZM125 54H126V53H125ZM132 54H133V53H132ZM162 54H163V53H162ZM196 54H197V53H196ZM207 54H208V53H207ZM235 54H236V52H235ZM15 55H16V54H15ZM22 55H23V54H22ZM35 55H36V54H35ZM77 55H78V54H77ZM92 55H93V54H92ZM116 55H118V54H116ZM126 55H127V54H126ZM126 55H125V56H126ZM129 55H130V54H129ZM133 55H134V54H133ZM153 55H154V54H153ZM166 55H167V54H166ZM175 55H176V54H175ZM177 55H178V54H177ZM184 55H185V53H184ZM242 55H243V54H242ZM244 55H245V54H244ZM256 55H257V54H256ZM256 55H255V58H256ZM10 56H11V55H10ZM29 56H30V55H29ZM36 56H37V55H36ZM38 56H40V55H38ZM52 56H53V55H52ZM52 56H51V57H52ZM63 56H64V55H63ZM72 56H73V55H72ZM79 56H80V55H79ZM105 56H106V55H105ZM109 56H110V55H109ZM167 56H168V55H167ZM172 56H173V55H172ZM172 56H171V54H170V57H172ZM191 56H192V55H191ZM195 56H196V55H195ZM261 56L263 57V55H261ZM17 57H18V56H17ZM21 57H22V56H21ZM42 57H43V56H42ZM42 57H41V59H42ZM48 57H49V56H48ZM66 57H67V56H66ZM68 57H69V56H68ZM68 57H67V58H68ZM77 57H78V56H77ZM83 57H84V56H83ZM83 57H82V58H83ZM96 57H97V56H96ZM107 57H108V56H107ZM115 57H116V56H115ZM157 57H158V56H157ZM170 57H169V58H170ZM178 57H179V55H178ZM180 57H181V56H180ZM184 57H185V56H184ZM214 57H215V56H214ZM227 57H228V56H227ZM240 57L242 58V56H240ZM244 57H245V56H244ZM244 57H243V58H244ZM9 58H12V57H9ZM22 58H23V57H22ZM58 58H59V57H58ZM58 58H57V59H58ZM70 58H71V57H70ZM79 58H80V57H79ZM88 58H89V57H88ZM117 58H118V57H117ZM123 58H125V57H123ZM130 58H131V57H130ZM140 58L143 59L142 57H140ZM165 58H166V57H165ZM165 58H164V59H165ZM167 58H168V57H167ZM172 58H173V57H172ZM175 58H176V57H175ZM185 58H187V57H185ZM188 58H189V57H188ZM197 58H198V57H197ZM201 58H202V57H201ZM203 58H204V56H203ZM225 58H226V57H225ZM230 58H231V57H230ZM243 58H242V59H243ZM245 58H246V57H245ZM7 59H8V56H7ZM23 59H24V58H23ZM50 59H51V58H50ZM65 59H66V58H65ZM86 59H87V58H86ZM86 59H85V60H86ZM97 59H99V57H98ZM149 59H151V57H150ZM152 59H153V58H152ZM179 59H180V58H179ZM195 59H196V58H195ZM198 59H200V58H198ZM214 59H216V58H214ZM218 59H219V58H218ZM232 59H233V58H232ZM246 59H247V58H246ZM253 59H254V58H252V60H253ZM260 59H261V58H260ZM52 60H53V59H52ZM70 60H71V59H70ZM73 60H74V58H73ZM77 60H78V59H77ZM77 60H76V61H77ZM99 60H100V59H99ZM104 60H105V59H104ZM125 60H126V58H125ZM169 60H170V59H169ZM185 60H186V59H185ZM222 60H223V59H222ZM233 60H234V59H233ZM239 60H240V59H239ZM257 60H258V59H257ZM11 61H12V60H11ZM39 61H40V60H39ZM41 61H42V60H41ZM54 61H55V60H54ZM59 61H60V60H59ZM76 61H75V65H76ZM78 61H80V60H78ZM122 61H123V59H122ZM122 61H121V62H122ZM147 61H148V60H147ZM149 61H152V60H149ZM159 61H160V60H159ZM181 61H182V60H181ZM191 61H192V60H191ZM210 61H211V59H210ZM226 61H227V60H226ZM237 61H238V60H237ZM250 61H251V59H250ZM88 62H89V61H88ZM97 62H98V61H97ZM97 62H96V63H97ZM130 62H131V61H130ZM136 62H137V61H136ZM142 62H143V61H141V63H142ZM164 62H165V61H164ZM179 62H180V61H179ZM198 62H199V61H198ZM201 62H203V61H201ZM222 62H223V61H222ZM43 63H44V62H43ZM72 63H74V62H72ZM83 63H84V60H83ZM86 63H87V62H86ZM143 63H146V62H143ZM147 63H148V62H147ZM152 63H153V62H152ZM154 63H155V62H154ZM156 63H157V62H156ZM177 63H178V62H177ZM190 63H192V62H190ZM229 63H231V62H229ZM259 63H260V62H259ZM14 64H16V63L14 62ZM24 64H25V63H24ZM46 64H47V63H46ZM92 64H93V63H92ZM122 64H123V63H122ZM122 64H121V65H122ZM126 64H127V63H126ZM126 64H125V65H126ZM171 64H172V63H171ZM180 64H181V63H180ZM197 64H198V63H197ZM199 64H200V63H199ZM202 64H203V63H202ZM204 64H205V63H204ZM204 64H203V65H204ZM207 64H208V63H207ZM209 64H210V63H209ZM209 64H208V67H209ZM219 64H221V63H219ZM242 64H244V63H242ZM242 64H240V65H242ZM247 64H248V62H247ZM247 64H246V65H247ZM252 64H253V62H252ZM255 64H256V63H255ZM0 65H1V64H0ZM25 65H27V64H25ZM25 65H24V66H25ZM28 65H29V64H28ZM28 65H27V67H28ZM52 65H53V64H52ZM58 65H59V64H58ZM58 65H57V66H58ZM68 65H69V64H68ZM90 65H91V64H90ZM134 65H135V64H134ZM142 65H143V64H142ZM145 65H146V64H145ZM155 65H156V64H155ZM155 65H154V66H155ZM195 65H196V64H195ZM214 65H215V64H214ZM233 65H234V64H233ZM233 65H232V66H233ZM238 65H239V64H238ZM256 65H257V64H256ZM1 66H2V65H1ZM11 66H13V65H11ZM32 66H33V65H32ZM34 66H36V64H35ZM38 66H39V65H38ZM55 66H56V63H55ZM60 66H61V65H60ZM63 66H64V65H63ZM77 66H78V65H77ZM149 66H151V65H149ZM160 66H162V65H160ZM163 66H164V65H163ZM176 66H177V65H176ZM205 66H206V65H205ZM212 66H213V64H212ZM232 66H231V67H232ZM9 67H10V66H9ZM16 67H18V66H16ZM29 67H30V66H29ZM47 67H48V66H47ZM47 67H46V68H47ZM50 67H51V66H50ZM65 67H66V66H65ZM73 67H74V66H73ZM85 67H86V65H85ZM92 67H93V66H92ZM117 67H118V66H117ZM126 67H127V65H126ZM140 67H141V66H140ZM188 67H189V66H188ZM220 67H222V66H220ZM225 67H226V66H225ZM225 67H224V68H225ZM228 67H229V66H228ZM242 67H243V66H242ZM247 67H249V66H247ZM11 68H12V67H11ZM14 68H15V67H14ZM40 68H41V67H40ZM44 68H45V67H44ZM55 68H56V67H55ZM59 68H60V67H59ZM71 68H72V66H71ZM71 68H70V69H71ZM118 68H119V67H118ZM150 68H151V67H150ZM160 68H161V67H160ZM162 68H163V67H162ZM183 68H184V66H183ZM186 68H187V67H186ZM191 68H192V66H191ZM215 68H216V67H215ZM224 68H223V70H224ZM255 68H256V67H255ZM255 68H254V69H255ZM12 69H13V68H12ZM51 69H52V68H51ZM61 69H62V67H61ZM126 69H128V68H126ZM170 69H171V71H172V68H170ZM184 69H185V68H184ZM187 69H188V68H187ZM213 69H214V68H213ZM225 69H226V68H225ZM240 69H241V67H240ZM260 69H261V68H260ZM5 70H6V69H5ZM8 70H9V69H8ZM68 70H69V69H68ZM86 70H87V69H86ZM110 70H112V68H111ZM123 70H124V69H123ZM157 70H158V69H157ZM199 70H200V69H199ZM217 70H218V69H217ZM261 70H262V69H261ZM6 71H7V70H6ZM6 71H5V72H6ZM10 71H11V70H9V72H8V71H7V72L10 73ZM21 71H22V70H21ZM30 71H31V70H30ZM38 71H39V70H38ZM43 71H44V70H43ZM48 71H50V70H48ZM58 71H59V70H58ZM66 71H67V70H66ZM84 71H85V70H84ZM87 71H89V70H87ZM87 71H86V72H87ZM118 71H119V69H118ZM137 71H138V70H137ZM141 71H142V70H141ZM152 71H153V70H152ZM155 71H156V70H155ZM163 71H164V70H163ZM169 71H170V70H169ZM197 71H198V70H197ZM219 71H220V70H219ZM219 71H218V72H219ZM235 71H236V70H235ZM1 72H2V71H1ZM12 72H13V71H12ZM15 72H18V70L15 71ZM46 72H47V71H46ZM51 72L53 73V71H51ZM81 72H82V71H81ZM185 72H186V71H185ZM187 72H188V71H187ZM195 72H196V71H195ZM201 72H202V71H201ZM208 72H209V71H208ZM239 72H240V70H239ZM242 72H243V70H242ZM260 72H261V71H260ZM262 72H264V71H262ZM19 73H20V72H19ZM23 73H24V72H23ZM44 73H45V71H44ZM61 73H62V72H61ZM71 73H72V72H71ZM84 73H85V72H84ZM126 73H127V72H126ZM148 73H149V72H148ZM158 73H160V72L158 71ZM173 73H174V72H173ZM177 73H178V72H177ZM182 73H183V72H181V75H182ZM17 74H18V73H17ZM21 74H22V73H21ZM30 74H31V73H30ZM62 74H63V73H62ZM65 74H66V73H65ZM81 74H82V73H81ZM86 74H87V73H86ZM119 74H121V72H120ZM119 74H118V75H119ZM136 74H137V73H136ZM139 74H141V73H139ZM152 74H154V73H152ZM152 74H150V75H152ZM185 74H186V73H185ZM189 74H190V73H189ZM194 74H195V73H194ZM194 74H193V76H194ZM201 74H202V73H201ZM208 74H209V73H208ZM237 74H238V73H237ZM257 74H258V73H257ZM261 74H262V73H261ZM14 75H15V74H14ZM45 75H46V74H45ZM58 75H59V74H58ZM63 75H64V74H63ZM78 75H79V74H78ZM142 75H145V74L142 73ZM176 75H177V74H176ZM176 75H175V76H176ZM221 75H222V74H221ZM234 75H235V74H234ZM246 75H247V74H246ZM248 75H249V74H248ZM4 76H5V75H4ZM39 76H40V75H39ZM42 76H43V74H42ZM47 76H49V75H47ZM52 76H53V75H52ZM82 76H83V75H82ZM160 76H161V75H160ZM162 76H163V75H162ZM162 76H161V77H162ZM171 76H172V75H171ZM179 76H180V75H179ZM2 77H3V76H2ZM2 77H1V78H2ZM13 77H14V76H13ZM13 77H12V78H13ZM43 77H44V76H43ZM61 77H62V76H61ZM71 77H72V76H71ZM94 77H95V76H94ZM94 77H93V78H94ZM144 77H146V76H144ZM163 77H164V76H163ZM163 77H162V78H163ZM205 77H206V76H205ZM223 77H224V75H223ZM255 77H256V76H255ZM255 77H254V79H255ZM257 77H258V76H257ZM259 77H260V76H259ZM262 77H263V76H262ZM262 77H261V78H262ZM14 78H15V77H14ZM17 78H18V77H17ZM75 78H76V77H75ZM84 78H85V77H84ZM99 78H100V77H99ZM129 78H130V77H129ZM203 78H204V77H203ZM211 78H212V77H211ZM215 78H216V76H215ZM243 78H244V77H243ZM24 79H25V78H24ZM119 79H120V78H119ZM121 79H122V78H121ZM130 79H132V78H130ZM130 79H129V80H130ZM147 79H148V78H147ZM150 79H151V78H150ZM158 79H159V78H158ZM166 79H167V78H166ZM180 79H181V77H180ZM180 79H179V81H180ZM185 79H186V78H185ZM231 79H232V78H231ZM256 79H257V78H256ZM30 80H31V79H30ZM77 80H78V79H77ZM92 80H93V79H92ZM141 80H142V79H141ZM151 80H152V79H151ZM168 80H169V79H168ZM168 80H167V81H168ZM182 80H183V79H182ZM190 80H191V79H190ZM241 80H242V79H241ZM244 80H245V79H244ZM244 80H243V81H244ZM247 80H248V79H247ZM3 81H4V80H3ZM15 81H16V79H15ZM40 81H42V80H40ZM90 81H91V80H90ZM103 81H104V80H103ZM122 81H123V79H122ZM143 81H144V80H143ZM157 81H158V80H157ZM167 81H166V82H167ZM185 81L187 82V80H185ZM197 81H198V80H197ZM202 81H203V80H202ZM219 81H221V80H219ZM234 81H235V80H234ZM239 81H240V80H239ZM256 81H257V80H256ZM81 82H82V81H81ZM93 82H94V81H93ZM98 82H99V81H98ZM106 82H107V81H106ZM132 82H133V81H132ZM151 82H152V81H151ZM155 82H156V81H155ZM155 82L153 81V83H155ZM160 82H161V80H160ZM164 82H165V81H164ZM164 82H163V83H164ZM189 82H190V81H189ZM208 82H209V81H208ZM216 82H218V81H216ZM232 82H233V81H232ZM248 82H249V81H248ZM263 82H264V81H263ZM2 83H3V82H2ZM2 83H1V84H2ZM27 83H28V81H27ZM31 83H33V82H31ZM85 83H86V82H85ZM135 83H136V82H135ZM146 83H148V82H146ZM157 83H158V82H157ZM167 83H168V82H167ZM167 83H166V84H167ZM170 83H171V82H170ZM198 83H199V82H198ZM209 83H210V82H209ZM211 83H213V82L211 81ZM221 83H222V82H221ZM233 83H234V82H233ZM246 83H247V82H246ZM249 83H250V82H249ZM251 83H252V80H251ZM7 84H8V83H7ZM132 84H134V83H132ZM171 84H172V83H171ZM234 84H235V83H234ZM261 84H262V83H261ZM261 84H260V85H261ZM3 85H4V84H3ZM76 85H77V84H76ZM109 85H110V84H109ZM140 85H142V83H141ZM147 85H148V84H147ZM147 85H146V86H147ZM153 85H154V84H153ZM182 85H183V84H182ZM182 85H181V86H182ZM244 85H245V84H244ZM251 85H252V84H251ZM256 85H257V84H256ZM256 85H255V88H256ZM260 85H259V86H260ZM24 86H25V85H24ZM146 86H145V87H146ZM148 86H149V85H148ZM148 86H147V87H148ZM150 86H151V85H150ZM186 86H188V85H186ZM200 86H201V85H200ZM229 86H231V85L229 84ZM229 86H228V87H229ZM236 86H237V85H236ZM246 86H247V85H246ZM246 86H245V87H246ZM10 87H11V86H10ZM20 87H21V86H20ZM29 87H30V86H29ZM71 87H72V86H71ZM129 87H130V86H129ZM137 87H138V86H137ZM161 87H162V86H161ZM192 87H195V86H192ZM226 87H227V86H226ZM238 87H240V86H238ZM242 87H243V86H242ZM24 88H25V87H24ZM30 88H31V87H30ZM74 88H75V87H74ZM151 88H152V86H151ZM163 88H164V87H163ZM189 88H190V85H189ZM220 88H221V87H220ZM236 88H237V87H236ZM259 88H260V87H258V89H259ZM1 89H2V88H1ZM11 89H12V87H11ZM133 89H134V88H133ZM139 89H140V88H139ZM139 89L137 88V90H139ZM208 89H209V88H208ZM241 89H242V88H241ZM247 89H248V91H249V88H247ZM250 89H251V88H250ZM258 89H257V91H258ZM19 90H20V89H19ZM26 90H27V89H26ZM63 90H64V89H63ZM67 90H68V89H67ZM145 90H146V89H145ZM147 90H149V89H147ZM178 90L181 91V89H178ZM219 90H220V89H219ZM226 90H227V89H226ZM233 90H234V89H233ZM150 91H151V90H150ZM161 91H162V89H161ZM161 91H160V92H161ZM209 91H210V90H209ZM227 91H230V90H227ZM27 92H28V91H27ZM59 92H60V91H59ZM88 92H90V91H88ZM96 92H97V91H96ZM96 92H94V93H96ZM124 92H125V91H124ZM154 92H155V91H154ZM166 92H168V91H166ZM176 92H177V90H176ZM190 92H191V91H190ZM190 92H188V93L190 94ZM243 92H244V91H243ZM245 92H246V91H245ZM245 92H244V93H245ZM262 92H263V91H262ZM11 93H12V92H11ZM30 93H31V92H30ZM54 93H55V92H54ZM80 93H81V92H80ZM106 93H107V92H106ZM106 93H105V94H106ZM108 93H109V92H108ZM125 93L127 94V92H125ZM171 93H173V92L171 91ZM200 93H201V92H200ZM210 93H211V92H210ZM224 93H225V91H224ZM237 93H238V92H237ZM257 93H258V92H257ZM1 94H2V93H1ZM7 94H8V93H7ZM9 94H10V93H9ZM20 94H21V93H20ZM55 94H58V92L55 93ZM83 94H84V93H83ZM85 94H86V96L88 95L86 92H85ZM97 94H98V93H97ZM126 94H125V95H126ZM12 95H13V94H12ZM38 95H39V93H38ZM111 95H112V94H111ZM134 95H135V94H134ZM170 95H171V94H170ZM178 95H179V94H178ZM195 95H196V94H195ZM197 95H198V94H197ZM205 95H206V94H204V97H205ZM245 95H246V94H245ZM18 96H19V94H18ZM18 96H17V97H18ZM42 96H43V95H42ZM84 96H85V95H84ZM88 96H89V95H88ZM88 96H87V97H88ZM93 96H94V95H93ZM136 96H137V95H135V97H136ZM190 96H191V95H190ZM190 96H189V97H190ZM219 96H220V95H219ZM223 96H225V95L222 94V97H223ZM260 96H261V95H260ZM79 97L82 98L81 96H79ZM140 97H141V96H140ZM189 97H188V98H189ZM193 97H194V96H193ZM201 97H203V96H201ZM222 97H219V98H222ZM233 97H234V95H233ZM3 98H4V97H3ZM25 98H26V97H25ZM91 98H92V97H91ZM94 98H95V96H94ZM126 98H127V97H126ZM129 98H130V97H129ZM133 98H134V97H133ZM159 98H160V96H159ZM169 98H170V97H169ZM185 98H186V97H185ZM188 98H187V99H188ZM194 98H195V97H194ZM217 98H218V97H217ZM224 98H225V97H224ZM224 98H223V99H224ZM226 98H227V97H226ZM235 98H236V97H235ZM258 98H259V97H258ZM38 99H39V97H38ZM54 99H55V98H54ZM70 99H71V98H70ZM72 99H73V98H72ZM77 99H78V98H77ZM89 99H90V98H89ZM101 99H103V98H101ZM163 99H164V98H163ZM181 99H182V98H181ZM190 99H191V98H189L188 100H190ZM241 99H242V98H241ZM244 99H246V98H244ZM86 100H87V98H86ZM91 100H93V99H91ZM96 100H98L97 102H100V101H99V98H97ZM104 100H105V99H104ZM104 100H103V101H104ZM110 100H111V99H110ZM136 100H137V99H136ZM136 100H135V101H136ZM143 100H144V99H143ZM160 100H161V99H160ZM168 100H169V99H168ZM192 100H193V98H192ZM242 100H243V99H242ZM2 101H3V100H2ZM20 101H21V100H20ZM28 101H29V100H28ZM32 101H33V99H32ZM42 101H43V100H42ZM77 101H78V100H77ZM94 101H95V100H94ZM101 101H102V100H101ZM108 101H109V100H108ZM117 101H118V100H117ZM127 101H128V100H127ZM156 101H157V100H156ZM197 101H198V100H197ZM197 101H194V102L196 103ZM200 101H201V100H200ZM205 101H206V100H205ZM222 101H223V100H222ZM232 101H233V100H232ZM235 101H236V100H235ZM243 101H245V100H243ZM257 101H258V100H257ZM63 102H64V101H63ZM67 102H69V101H67ZM74 102H75V101H74ZM112 102H113V101H112ZM129 102H130V101H129ZM133 102H134V101H133ZM171 102H172V101H171ZM226 102H227V101H226ZM9 103H10V102H9ZM44 103H45V102H44ZM72 103H73V101H72ZM77 103H79V102H77ZM77 103L75 102L76 105H77ZM86 103H87V102H86ZM103 103L105 104V102H103ZM157 103H158V102H157ZM181 103H182V102H181ZM186 103H187V102H186ZM197 103H199V102H197ZM201 103H202V102H201ZM212 103H213V101H212ZM238 103H239V102H238ZM242 103H243V102H242ZM244 103H245V102H244ZM30 104H31V103H30ZM33 104H35V103H33ZM45 104H47V103H45ZM70 104H71V103H70ZM88 104H89V103H88ZM93 104H94V103H93ZM101 104H102V103H101ZM113 104H114V103H113ZM117 104H118V103H117ZM117 104H116V105H117ZM137 104H138V103H137ZM203 104H204V102H203ZM215 104H216V103H215ZM9 105H10V104H9ZM53 105H54V104H53ZM53 105H52V106H53ZM65 105H67V103H66ZM91 105H92V104H91ZM111 105H112V104H111ZM133 105H134V104H133ZM150 105H151V104H150ZM192 105H193V104H192ZM192 105H191V106H192ZM198 105H199V104H198ZM198 105H197V106H198ZM200 105H201V104H200ZM219 105H220V104H219ZM223 105H224V104H223ZM227 105H228V104H227ZM227 105H226V106H227ZM256 105H258V104H256ZM10 106H11V105H10ZM10 106H9V107H10ZM19 106H20V105H19ZM89 106H90V105H89ZM93 106H94V105H93ZM134 106H135V105H134ZM136 106H137V105H136ZM220 106H221V105H220ZM220 106H219V107H220ZM224 106H225V105H224ZM240 106H241V105H240ZM50 107H51V106H50ZM71 107H72V106H71ZM80 107H81V106H80ZM84 107H85V106H84ZM100 107H101V106H100ZM107 107H108V106H107ZM111 107H112V106H111ZM115 107H116V106H115ZM150 107H151V106H150ZM188 107H189V106H188ZM209 107H210V106H209ZM232 107H233V106H232ZM235 107H236V105H235ZM235 107H234V108H235ZM257 107H258V106H257ZM12 108H13V107H12ZM38 108H39V107H38ZM64 108H65V109H69L70 106H69V108H66V107H64ZM78 108H79V107H78ZM93 108H94V107H93ZM93 108H92V109H93ZM154 108H155V107H154ZM156 108H157V107H156ZM156 108H155V110H156ZM161 108H162V106H161ZM215 108H217V107L215 106ZM215 108H214V109H215ZM263 108H264V107H263ZM263 108H262V109H263ZM74 109H75V108H74ZM79 109H82V107L79 108ZM85 109H86V108H85ZM85 109H84V110H85ZM92 109H91V110H92ZM96 109H97V108H96ZM105 109H106V107H105ZM107 109H108V108H107ZM109 109H110V108H109ZM159 109H160V108H159ZM218 109H219V108H218ZM221 109H222V108H221ZM221 109H220V110H221ZM35 110H36V109H35ZM41 110H42V109H41ZM52 110H53V109H52ZM82 110H83V109H82ZM82 110H81V111H82ZM86 110H87V109H86ZM131 110H132V109H131ZM144 110H145V109H144ZM151 110H152V109H151ZM153 110H154V109H153ZM184 110H185V109H184ZM189 110H190V109H189ZM228 110H229V109H227V111H228ZM4 111H5V110H4ZM24 111H25V110H24ZM67 111H68V110H67ZM67 111H66V112H67ZM69 111H70V110H69ZM69 111H68V112H69ZM72 111H73V110H72ZM93 111H94V109H93ZM104 111H105V110H104ZM107 111H108V110H107ZM118 111H119V110H118ZM134 111H135V108H134ZM139 111H140V110H139ZM192 111H194V110L192 109ZM210 111H211V109H210ZM215 111H217V110H215ZM227 111H226V112H227ZM230 111H231V109H230ZM230 111H229V112H230ZM242 111H243V110H242ZM263 111H264V110H263ZM0 112H1V111H0ZM13 112H14V111H13ZM32 112H33V111H32ZM68 112H67V113H68ZM85 112H86V111H85ZM87 112H88V111H87ZM99 112H100V111H99ZM101 112H102V111H101ZM121 112H122V111H121ZM151 112H153V111H151ZM155 112H156V111H155ZM159 112H160V111H159ZM220 112H221V111H220ZM220 112H219V113H220ZM229 112H228V113H229ZM7 113H8V112H7ZM49 113H50V112H49ZM74 113H75V112H74ZM76 113H77V112H76ZM79 113H80V112H79ZM102 113H103V112H102ZM111 113H112V112H111ZM134 113H135V112H134ZM139 113H140V112H139ZM161 113H162V112H161ZM195 113H197V112H195ZM243 113H244V112H243ZM10 114H11V113H10ZM42 114H43V113H42ZM94 114H95V113H94ZM100 114H101V113H100ZM131 114H132V113H131ZM147 114H148V113H147ZM151 114H152V113H151ZM166 114H167V113H166ZM186 114H187V113H186ZM197 114H198V113H197ZM11 115H12V114H11ZM50 115H51V114H50ZM68 115H71V114H68ZM75 115H77V114H75ZM86 115H87V114H86ZM90 115H92V114H90ZM115 115H116V114H115ZM118 115H119V114H118ZM167 115H168V114H167ZM169 115H170V114H169ZM198 115H200V114H198ZM216 115L218 116V114H216ZM228 115H229V114H228ZM45 116H46V115H45ZM45 116H44V114H43V117H45ZM71 116H72V115H71ZM82 116H84V115L82 114ZM92 116H93V115H92ZM116 116H117V115H116ZM120 116H121V115H120ZM172 116H173V115H172ZM185 116H186V115H185ZM187 116H188V115H187ZM189 116H190V115H189ZM200 116H201V115H200ZM206 116H207V115H206ZM234 116H235V115H234ZM0 117H1V115H0ZM47 117H50V116H47ZM54 117H56V116L54 115ZM61 117H62V116H61ZM67 117H68V116H67ZM76 117H77V116H76ZM93 117H94V116H93ZM96 117H97V116H96ZM96 117H94V118H96ZM127 117L129 118V116H127ZM133 117H134V116H133ZM135 117H136V116H135ZM148 117H149V116H148ZM163 117H164V116H163ZM214 117H215V116H214ZM3 118H4V117H3ZM5 118H6V116H5ZM19 118H20V117H19ZM65 118H66V117H65ZM82 118H83V117H82ZM82 118H81V119H82ZM106 118H107V117H106ZM123 118H124V115H123ZM123 118H122V119H123ZM169 118H170V117H169ZM185 118H186V117H185ZM194 118H195V116H194ZM198 118H199V117H198ZM198 118H197V119H198ZM202 118H204V117H202ZM207 118H208V117H207ZM212 118H213V116H212ZM253 118H254V117H253ZM38 119H39V118H38ZM77 119H78V118H77ZM84 119H85V121H86L87 118H84ZM109 119H110V117H109ZM119 119H120V118H119ZM136 119H137V118H136ZM138 119H139V118H138ZM161 119H162V118H161ZM166 119H167V118H166ZM172 119H173V118H172ZM200 119H201V118H200ZM215 119H216V118H215ZM215 119H214V120H215ZM220 119H221V117H220ZM249 119H250V118H249ZM44 120H46V119H44ZM66 120H67V119H66ZM75 120H76V119H75ZM93 120H95V119H93ZM149 120H150V119H148V121H149ZM151 120H152V119H151ZM204 120H206V119L204 118ZM232 120H233V119H232ZM2 121H3V120H2ZM26 121H27V120H26ZM64 121H65V119H64ZM70 121H71V120H69V122H70ZM77 121H78V120H77ZM83 121H84V120H83ZM107 121H108V120H107ZM111 121H113V120H110V124H111ZM129 121H130V120H129ZM141 121H143V120H141ZM144 121H145V120H144ZM144 121H143V123H144ZM165 121H166V120H165ZM202 121H203V120H202ZM208 121H209V120H208ZM208 121H207V122H208ZM217 121H218V120H217ZM230 121H231V120H230ZM31 122H32V121H31ZM31 122H30V123H31ZM43 122H44V121H43ZM86 122H87V121H86ZM91 122H92V120H91ZM95 122H96V121H95ZM104 122H105V121H104ZM104 122H103V123H104ZM108 122H109V121H108ZM115 122H116V121H115ZM151 122H152V121H151ZM166 122H167V121H166ZM182 122H183V121H182ZM204 122H205V121H204ZM15 123H16V122H15ZM30 123H29V125H30ZM39 123H40V122H39ZM80 123H82V122H80ZM84 123H85V122H84ZM100 123H101V122H100ZM162 123H163V122H162ZM195 123H196V121H195ZM201 123H202V122H201ZM212 123H213V122H212ZM1 124H2V123H1ZM8 124H9V123H8ZM8 124H7V125H8ZM13 124H14V123H13ZM35 124H36V122H35ZM45 124H47V123H45ZM45 124H43V125H45ZM51 124H52V123H51ZM61 124H65V123L62 122ZM68 124H69V123H68ZM73 124H74V123H73ZM87 124L89 125V122H88ZM91 124H92V123H91ZM106 124H107V123H106ZM113 124H114V123H113ZM140 124H141V123H140ZM147 124H148V123H147ZM153 124H154V122H153ZM193 124H194V123H193ZM199 124H200V123H199ZM234 124H235V123H234ZM256 124H257V123H256ZM261 124H262V123H261ZM25 125H26V124H25ZM27 125H28V124H27ZM29 125H28V127H29ZM31 125H32V124H31ZM75 125H76V124H75ZM78 125H79V124H78ZM98 125H99V124H98ZM118 125H119V124H118ZM150 125H151V124H150ZM202 125H203V124H202ZM206 125H208V124H206ZM209 125H210V124H209ZM219 125H220V124H219ZM10 126H11V125H10ZM12 126H13V125H12ZM37 126H38V125H37ZM79 126H80V125H79ZM90 126H91V125H90ZM94 126H95V125H94ZM103 126H104V125H103ZM106 126H107V125H106ZM131 126H132V125H131ZM142 126H143V125H142ZM195 126H196V124H195ZM200 126H201V125H200ZM203 126H204V125H203ZM216 126H217V124H215L214 127H216ZM236 126H237V125H236ZM243 126L246 127V125H243ZM16 127H17V126H16ZM38 127H39V126H38ZM53 127H54V126H53ZM66 127H67V126H66ZM84 127H85V126H84ZM84 127H83V129H84ZM86 127H87V126H86ZM132 127H133V126H132ZM211 127H212V126H211ZM220 127H221V126H220ZM223 127H224V126H223ZM227 127H228V126H227ZM230 127H231V125H230ZM245 127H244V128H245ZM1 128H2V127H1ZM3 128H4V127H3ZM33 128L35 129V127H33ZM36 128H37V127H36ZM48 128H49V127H48ZM62 128H63V127H62ZM70 128H71V127H70ZM76 128H77V127H76ZM98 128H99V127H98ZM103 128H105V126H104ZM109 128H111V127H109ZM133 128H134V127H133ZM147 128H148V126H147ZM155 128H157V127H155ZM162 128H163V127H162ZM200 128H201V127H200ZM204 128H205V127H204ZM204 128H203L202 130H204ZM216 128H217V127H216ZM216 128H214V131L216 130ZM233 128H235V127H233ZM260 128H262V127H260ZM17 129H19V127H18ZM30 129H31V128H30ZM38 129H40V128H38ZM38 129H37V130H38ZM53 129H54V128H53ZM64 129H65V128H64ZM80 129H81V128H80ZM131 129H132V128H131ZM136 129H138V128H136ZM211 129H212V128H211ZM223 129H224V128H223ZM251 129H252V128H251ZM256 129H257V128H256ZM7 130H8V127H7ZM49 130H50V129H49ZM65 130H66V129H65ZM74 130H75V129H74ZM84 130H85V129H84ZM95 130H96V129H95ZM139 130H140V129H139ZM144 130H145V129H144ZM184 130H185V128H184ZM194 130H195V128H194ZM194 130H193V131H194ZM228 130H229V129H228ZM234 130H235V129H234ZM239 130H240V129H239ZM242 130L244 131V129H242ZM245 130H246V129H245ZM263 130H264V129H263ZM19 131H20V130H19ZM53 131H54V130H53ZM61 131H62V130H61ZM68 131H69V130H68ZM93 131H94V130H93ZM97 131H98V130H97ZM114 131H115V130H114ZM150 131H151V133H152V130H150ZM153 131H154V129H153ZM180 131H181V130H180ZM199 131H201V130H199ZM223 131H224V130H223ZM0 132H1V131H0ZM7 132H8V131H7ZM12 132H13V131H12ZM14 132H15V131H14ZM27 132H28V130H27ZM40 132H42V131H39V133H40ZM51 132H52V131H51ZM63 132H64V131H63ZM81 132H82V131H81ZM85 132H87V130H86ZM98 132H99V131H98ZM100 132H101V131H100ZM102 132H103V131H102ZM105 132H106V131H105ZM112 132H113V130H112ZM116 132H117V131H116ZM121 132H122V131H121ZM128 132H129V131H128ZM143 132H144V131H143ZM156 132H157V131H156ZM158 132H159V131H158ZM189 132H190V131H189ZM196 132H197V131H196ZM207 132H209V131H207ZM229 132H230V131H229ZM231 132H234V131H231ZM244 132H245V131H244ZM247 132H248V131H247ZM45 133H46V132H45ZM47 133H49V132H47ZM72 133H74V132H72ZM72 133H71V134H72ZM107 133H108V131H107ZM124 133H126V132H124ZM133 133H134V132H133ZM135 133H136V132H135ZM181 133H182V132H181ZM190 133H191V132H190ZM197 133H198V132H197ZM204 133H205V132H204ZM204 133H203V134H204ZM219 133H220V132H219ZM219 133H218V134H219ZM224 133H225V132H224ZM226 133H228V132H226ZM234 133H235V132H234ZM236 133H237V131H236ZM10 134H12V133H9V135H10ZM19 134H20V133H19ZM51 134H52V133H51ZM53 134H54V132H53ZM63 134H64V133H63ZM85 134H86V133H85ZM92 134H93V133H92ZM92 134H91V135H92ZM99 134H100V133H99ZM101 134H102V133H101ZM112 134H113V133H112ZM136 134H137V133H136ZM187 134H188V133H187ZM194 134H195V133H194ZM207 134H208V133H207ZM216 134H217V133H216ZM237 134H238V133H237ZM253 134H254V133H253ZM257 134L259 135L260 133H257ZM9 135H8V137H9ZM41 135H42V134H41ZM41 135H40V136H41ZM58 135H59V134H58ZM73 135H74V134H73ZM123 135H124V134H123ZM127 135H128V134H127ZM144 135H146V133H145ZM147 135H148V134H147ZM158 135H159V134H158ZM185 135H186V134H185ZM196 135H197V134H196ZM228 135H229V134H228ZM12 136H13V135H12ZM29 136H31V135H29ZM43 136H44V135H43ZM43 136H42V137H43ZM47 136H48V135H47ZM51 136H52V135H51ZM54 136H55V135H54ZM65 136H67V135H65ZM75 136H76V135H75ZM80 136H81V135H80ZM84 136H85V135H84ZM93 136H94V135H93ZM101 136H102V135H101ZM107 136H108V135H107ZM111 136H113V135H111ZM125 136H126V135H125ZM135 136H136V135H135ZM187 136H188V135H187ZM202 136H204V135H202ZM217 136H218V135H217ZM249 136H250V135H249ZM253 136H254V135H253ZM4 137H5V136H4ZM4 137H3V138H4ZM31 137H32V136H31ZM86 137H87V136H86ZM122 137H123V136H122ZM141 137H142V136H141ZM144 137H145V136H144ZM149 137H150V136H149ZM159 137H160V136H159ZM194 137H195V136H194ZM218 137H219V136H218ZM250 137H251V136H250ZM1 138H2V137H0V139H1ZM43 138L45 139V137H43ZM56 138H59V137H56ZM65 138H67V137H65ZM75 138H76V137H75ZM75 138L73 139L74 141H75ZM80 138H81V137H80ZM92 138H93V137H92ZM96 138H97V137H96ZM137 138H139V137H137ZM154 138H155V137H154ZM187 138H188V137H187ZM219 138H221V137H219ZM238 138H239V137H238ZM245 138H246V137H245ZM252 138H253V137H252ZM17 139H18V138H17ZM17 139H15V140L17 141ZM51 139H52V138H51ZM61 139H62V138H61ZM69 139H70V138H69ZM86 139H87V138H86ZM104 139H105V138H104ZM114 139H115V138H114ZM135 139H136V138H135ZM196 139L198 140V138H196ZM235 139H236V138H235ZM253 139H254V138H253ZM6 140H7V137H6ZM52 140H53V139H52ZM93 140H94V139H93ZM93 140H92V141H93ZM99 140H100V139H99ZM116 140H117V139H116ZM116 140H115V141H116ZM137 140H138V139H137ZM145 140H146V139H145ZM161 140H162V139H161ZM170 140H171V139H170ZM197 140H196V141H197ZM223 140H224V139H223ZM223 140H221V141L225 144V142H224L225 140H224V141H223ZM242 140H243V139H242ZM3 141H4V140H3ZM9 141H10V140H9ZM12 141H13V140H12ZM22 141L24 142V140H22ZM47 141H48V140H47ZM58 141H59V140H58ZM103 141H104V140H103ZM112 141H113V140H112ZM140 141H141V140H140ZM140 141H138V142L140 143ZM157 141H158V140H157ZM171 141H172V140H171ZM228 141H229V140H228ZM235 141H236V140H235ZM237 141H238V140H237ZM250 141H251V140H250ZM253 141H254V140H253ZM7 142H8V141H7ZM43 142H44V141H43ZM43 142H42V143H43ZM60 142H61V141H60ZM69 142H70V141H69ZM80 142H81V141H80ZM82 142H83V141H82ZM98 142H99V141H98ZM106 142H108V141H106ZM129 142H131V141H129ZM144 142H145V141H144ZM146 142H147V141H146ZM198 142H199V141H198ZM229 142H230V141H229ZM241 142H242V141H241ZM241 142H239V143H241ZM247 142H248V141H247ZM258 142H259V141H258ZM3 143H4V142H3ZM31 143H32V141H31ZM31 143H30V144H31ZM44 143H45V142H44ZM44 143H43V144H44ZM61 143H62V142H61ZM87 143L90 144V142H87ZM91 143H92V142H91ZM113 143H114V142H113ZM134 143H135V142H134ZM136 143H137V142H136ZM147 143H148V142H147ZM164 143H165V142H164ZM15 144H16V143H15ZM73 144H74V143H73ZM79 144H80V143H79ZM94 144H95V143H94ZM110 144H111V142H109V145H110ZM128 144H129V143H128ZM185 144H189V143H185ZM236 144H237V143H236ZM251 144H252V143H251ZM254 144H255V143H254ZM2 145H3V144H2ZM6 145H7V144H6ZM9 145H10V144H9ZM18 145H19V144H18ZM26 145H27V143H26ZM35 145H36V144H35ZM67 145H68V144H67ZM87 145H88V144H87ZM105 145H106V144H105ZM115 145H116V144H115ZM117 145H118V144H117ZM117 145H116V146H117ZM122 145H123V144H122ZM141 145H142V144H141ZM144 145H145V144H144ZM146 145H147V144H146ZM160 145H161V144H160ZM176 145H177V144H176ZM225 145H226V144H225ZM242 145H243V144H242ZM252 145H253V144H252ZM12 146H13V145H12ZM21 146H22V145H21ZM33 146H34V144H33ZM65 146H66V145H65ZM65 146H64V147H65ZM93 146H94V145H93ZM102 146H104V145H102ZM125 146H126V145H125ZM127 146H128V145H127ZM127 146H126V147H127ZM148 146H149V144H148ZM156 146H157V145H156ZM162 146H163V145H162ZM162 146H161V147H162ZM165 146H166V145H165ZM190 146H191V145H190ZM227 146H228V144H227ZM239 146H240V144H239ZM10 147H11V146H10ZM27 147H28V146H27ZM72 147H73V146H72ZM106 147H107V146H106ZM143 147H144V146H143ZM145 147H146V146H145ZM170 147H171V146H170ZM170 147H169V148H170ZM176 147H177V146H176ZM188 147H189V146H188ZM225 147H226V146H225ZM244 147H245V146H244ZM246 147H247V146H246ZM259 147H260V146H259ZM4 148H5V147H4ZM28 148H29V147H28ZM32 148H33V147H32ZM74 148H75V147H74ZM81 148H82V147H80V149H81ZM83 148H84V147H83ZM93 148H94V147H93ZM107 148H108V147H107ZM114 148H115V146H114ZM120 148L122 149V147H120ZM124 148H125V147H124ZM133 148H134V147H133ZM166 148H167V147H166ZM229 148H230V147H229ZM254 148H255V147H254ZM5 149H6V148H5ZM5 149H4V150H5ZM14 149H15V148H14ZM19 149H20V148H19ZM19 149H18V151H20ZM30 149H31V147H30ZM85 149H86V148H85ZM85 149H84L83 151H85ZM109 149H110V148H109ZM131 149H132V148H131ZM136 149H137V148H136ZM140 149H141V148H140ZM152 149H153V148H152ZM244 149H245V148H244ZM256 149H257V148H256ZM256 149H255V150H256ZM260 149H262V148H260ZM57 150H58V149H57ZM72 150H73V148H72ZM76 150H77V149H76ZM81 150H82V149H81ZM93 150H94V149H93ZM93 150H92V152H93ZM103 150H104V149H103ZM107 150H108V149H107ZM118 150H119V148H118ZM149 150H150V149H149ZM171 150H172V148H171ZM179 150H181V149H179ZM23 151H24V150H23ZM31 151H32V150H31ZM35 151H36V150H35ZM37 151H38V150H37ZM47 151H48V150H47ZM73 151H74V150H73ZM101 151H102V150H101ZM129 151H131V150L129 149ZM164 151H165V150H164ZM168 151L170 152V149H169ZM245 151H246V150H245ZM256 151H257V150H256ZM58 152H60V151H58ZM76 152H77V151H76ZM81 152H82V151H81ZM90 152H91V151H90ZM97 152H99L98 148H97ZM102 152H103V151H102ZM236 152H237V151H236ZM243 152H244V151H243ZM12 153H13V152H12ZM18 153H19V152H18ZM33 153H34V152H33ZM38 153H40V152H38ZM38 153H37V154H38ZM60 153H61V152H60ZM63 153H64V152H63ZM71 153H73V152H71ZM71 153H70V155H72ZM88 153H89V152H88ZM88 153H87V154H88ZM121 153H122V152H121ZM130 153H131V152H130ZM134 153H135V152H134ZM254 153H255V152H254ZM256 153H257V152H256ZM259 153H260V152H259ZM7 154H8V153H7ZM13 154H14V153H13ZM19 154H20V153H19ZM54 154H55V153H54ZM81 154H82V153H81ZM89 154H90V153H89ZM95 154H96V153H95ZM166 154H167V153H166ZM169 154H170V153H169ZM257 154H258V153H257ZM23 155H24V154H23ZM26 155H27V154H26ZM38 155H39V154H38ZM48 155H50L49 152H48ZM63 155H64V154H63ZM100 155H101V154H100ZM111 155H112V154H111ZM171 155H172V154H171ZM231 155H232V153H231ZM9 156H10V155H9ZM9 156H8V158H9ZM20 156H21V155H20ZM36 156H37V155H36ZM61 156H62V155H61ZM81 156H82V155H81ZM86 156H87V155H86ZM86 156H84V157H86ZM96 156H97V155H96ZM118 156H119V155H118ZM123 156H124V155H123ZM123 156H122V157H123ZM125 156H126V155H125ZM163 156H164V155H163ZM220 156H221V155H220ZM222 156H223V155H222ZM225 156H226V155H225ZM227 156H228V155H227ZM0 157H1V156H0ZM28 157H29V156H28ZM41 157H42V156H41ZM50 157H51V156H50ZM87 157H88V156H87ZM92 157H93V156H92ZM99 157H100V156H99ZM106 157H108V156H106ZM113 157H114V156H113ZM130 157H131V156H130ZM130 157H129V158H130ZM133 157H134V156H133ZM159 157H160V155H159ZM159 157H158V158H159ZM172 157H173V156H172ZM261 157H264L263 154L261 155ZM19 158H20V157H19ZM36 158H37V157H36ZM36 158H35V159H36ZM46 158H47V157H46ZM65 158H66V157H65ZM90 158H91V157H90ZM90 158H89V159H90ZM93 158H94V157H93ZM104 158H105V156H104ZM229 158H230V157H229ZM4 159H5V158H4ZM16 159H17V158H16ZM38 159H39V157H38ZM40 159H41V158H40ZM44 159H45V158H44ZM49 159H50V158H49ZM59 159H60V158H59ZM96 159H99V158L96 157ZM102 159H103V158H102ZM106 159H107V158H106ZM114 159H115V158H114ZM119 159H120V158H119ZM170 159H171V158H170ZM173 159H174V158H173ZM223 159H225V157H223ZM239 159H240V158H239ZM24 160H25V159H24ZM26 160H27V157H26ZM26 160H25V161H26ZM42 160H43V159H42ZM57 160H58V159H57ZM68 160H69V158H68ZM70 160H72V159H70ZM74 160H75V158H74ZM107 160H109V159H107ZM120 160H121V159H120ZM231 160H232V159H231ZM6 161H7V160H6ZM9 161H11V160H9ZM12 161H13V160H12ZM14 161H16V160H14ZM21 161H22V160H21ZM37 161H39V160H37ZM51 161H52V160H51ZM104 161H105V160H104ZM160 161H161V160H160ZM226 161H227V160H226ZM2 162H3V161H2ZM7 162H8V161H7ZM7 162H6V163H7ZM34 162H35V161H34ZM34 162H33V163H34ZM43 162H44V161H43ZM59 162H60V161H59ZM94 162H95V161H94ZM102 162H103V161H102ZM113 162H114V161H113ZM119 162H120V161H119ZM125 162H126V160H125ZM125 162H124V163H125ZM158 162H159V161H158ZM175 162H176V161H175V159H174V163H175ZM228 162H229V161H227L226 164H228ZM233 162H234V161H233ZM240 162H241V161H240ZM10 163H12V162H10ZM17 163H18V162H17ZM23 163H24V162H23ZM36 163H37V162H36ZM40 163H42V162H40ZM64 163H65V162H64ZM84 163H85V162L83 161V164H84ZM86 163H87V162H86ZM159 163H161V162H159ZM234 163H235V162H234ZM236 163H237V162H236ZM26 164H27V163H26ZM54 164H55V163H54ZM70 164H71V163H70ZM94 164H95V163H94ZM115 164H116V163H115ZM115 164H113V165H115ZM119 164H120V163H119ZM126 164H127V163H126ZM155 164H156V163H155ZM193 164H194V163H193ZM231 164H232V163H231ZM22 165H23V164H22ZM27 165H28V164H27ZM27 165H26V167H27ZM49 165H50V164H49ZM57 165H58V164H57ZM101 165H102V164H101ZM120 165H121V164H120ZM181 165H182V164H181ZM232 165H233V164H232ZM34 166H36V165H34ZM62 166H63V165H62ZM104 166H105V165H104ZM118 166H119V165H118ZM125 166H126V165H125ZM153 166H154V165H153ZM166 166H167V165H166ZM173 166H175V165H173ZM196 166H197V165H196ZM7 167H8V166H7ZM40 167H41V166H40ZM52 167H53V166H52ZM59 167H60V166H59ZM87 167H89V166H87ZM100 167H101V166H100ZM102 167H103V166H102ZM148 167H149V166H148ZM156 167H157V165H156ZM18 168H19V167H18ZM27 168L29 169V167H27ZM53 168H55V166H54ZM60 168H61V167H60ZM122 168H123V167H122ZM175 168H176V167H175ZM200 168H201V167H200ZM200 168H199V170H200V172H201V169H200ZM247 168H248V167H247ZM257 168H258V167H257ZM3 169H4V168H3ZM24 169H25V168H24ZM42 169H43V168H42ZM49 169H50V168H49ZM49 169H48L47 172H49ZM67 169H69V168H67ZM83 169H84V168H83ZM91 169H92V168H91ZM151 169H152V168H151ZM153 169H154V168H153ZM160 169H161V168H160ZM162 169H163V168H162ZM168 169H169V168H168ZM196 169H197V168H196ZM203 169H204V168H203ZM244 169H245V168H244ZM0 170H1V169H0ZM45 170H46V169H45ZM56 170H57V169H56ZM61 170H62V169H61ZM70 170H71V169H70ZM80 170H81V169H80ZM94 170H95V169H94ZM128 170H129V169H128ZM146 170H147V169H146ZM148 170H149V169H148ZM199 170H198V172H199ZM230 170H231V169H230ZM263 170H264V169H263ZM8 171H9V169H8ZM11 171H12V170H11ZM20 171H21V170H20ZM35 171H37V170H35ZM39 171H40V170H39ZM97 171H98V170H97ZM178 171H179V170H178ZM180 171H181V169H180ZM185 171H186V170H185ZM223 171H224V170H223ZM248 171H249V170H248ZM21 172H22V171H21ZM27 172H28V171H27ZM44 172H45V171H44ZM58 172H59V169H58ZM65 172H66V171H65ZM87 172H88V171H87ZM93 172H95V171H93ZM160 172H161V171H160ZM162 172H163V171H162ZM168 172H169V171H168ZM234 172H235V171H234ZM14 173H15V172H14ZM40 173H41V172H40ZM55 173H56V172H55ZM80 173H81V171H80ZM82 173H83V172H82ZM82 173H81V174H82ZM84 173H85V169H84ZM91 173H92V172H91ZM156 173H157V172H156ZM184 173H186V172H184ZM202 173L204 174V170H203V172H201V175H202ZM205 173H206V172H205ZM230 173H231V172H230ZM235 173H236V172H235ZM235 173H233V174H235ZM245 173H247V171H246ZM250 173H251V172H250ZM253 173H254V172H252L251 175H252ZM259 173H260V172H258V174H259ZM4 174H7V172L4 173ZM9 174H11V173H9ZM29 174H30V173H29ZM31 174L33 175V173H31ZM34 174H35V173H34ZM37 174H39V172H38ZM47 174L49 175V173H47ZM88 174H89V173H88ZM119 174H120V173H119ZM147 174H148V173H147ZM152 174H153V173H152ZM154 174H155V173H154ZM158 174H159V173H158ZM169 174H170V173H169ZM178 174H179V173H178ZM178 174H176V175L178 176ZM181 174H182V172H181ZM224 174H225V172H224ZM224 174H223V175H224ZM1 175H2V174H1ZM13 175H14V174H13ZM18 175H19V174H18ZM18 175H16L17 178H18ZM20 175H21V173H20ZM40 175H41V174H40ZM52 175H53V174H52ZM62 175H63V174H62ZM89 175H90V174H89ZM95 175H96V174H95ZM117 175H118V174H117ZM130 175H131V174H130ZM132 175H133V174H132ZM166 175H167V173H166ZM186 175H187V173H186ZM226 175H227V174H226ZM229 175H231V174H229ZM229 175H228V176H229ZM237 175H238V174H237ZM260 175L262 176V174H260ZM22 176H23V175H22ZM71 176H72V175H71ZM107 176L109 177L110 175H107ZM118 176H119V175H118ZM133 176H134V175H133ZM133 176H132V177H133ZM148 176H149V175H148ZM155 176H156V174H155ZM155 176H154V177H155ZM160 176H161V175H160ZM160 176H159V177H160ZM177 176H175V177H177ZM188 176H189V174H188ZM206 176H207V175H206ZM209 176H210V175H209ZM231 176H232V175H231ZM235 176H236V175H235ZM235 176H234V177H235ZM4 177H5V176H4ZM23 177H24V176H23ZM27 177H28V176H27ZM38 177H39V176H38ZM53 177H54V176H53ZM87 177H88V176H87ZM93 177H94V175H93ZM130 177H131V176H130ZM157 177H158V176H157ZM163 177H164V176H163ZM181 177H183V176H181ZM189 177H190V176H189ZM203 177H204V176H203ZM210 177H211V176H210ZM210 177H209V178H210ZM217 177H218V176H217ZM238 177H239V176H238ZM11 178H12V177H11ZM133 178H134V177H133ZM150 178H151V177H150ZM235 178H236V177H235ZM250 178H251V176H250ZM0 179H1V177H0ZM25 179H26V178H25ZM60 179H61V178H60ZM122 179H123V178H122ZM125 179H126V178H125ZM130 179H131V178H130ZM135 179H136V178H135ZM138 179H140V177H139ZM156 179H157V178H156ZM159 179H160V178H159ZM165 179H166V178H165ZM183 179H184V178H183ZM189 179L192 180V178H189ZM199 179H200V178H199ZM207 179H208V178H207ZM232 179H233V178H232ZM254 179H255V178H254ZM263 179H264V178H263ZM5 180H6V179H5ZM26 180H27V179H26ZM52 180H54V179H52ZM74 180H75V179H74ZM74 180H72V182H73ZM112 180H113V178H112ZM157 180H158V179H157ZM161 180H162V179H161ZM210 180H211V179H210ZM210 180H209V181H210ZM233 180H234V179H233ZM258 180H259V179H258ZM0 181H1V180H0ZM24 181H25V180H24ZM24 181H23V182H24ZM28 181H30V180H28ZM28 181H25V182H28ZM33 181H34V180H33ZM39 181H40V179H39ZM42 181H43V180H42ZM48 181H49V180H48ZM116 181H117V180H116ZM120 181H121V180H120ZM135 181H138V180H135ZM139 181H140V180H139ZM176 181H177V179H176ZM192 181H193V180H192ZM201 181H202V180H201ZM234 181H235V180H234ZM236 181H237V179H236ZM260 181H261V180H260ZM8 182H9V181H8ZM14 182H15V181H14ZM51 182H52V181H51ZM53 182H54V181H53ZM53 182H52V183H53ZM79 182H80V181H79ZM112 182H113V181H112ZM123 182H124V181H123ZM150 182H151V181H150ZM150 182H149V184H150ZM159 182H160V180H159ZM173 182H174V181H173ZM177 182H178V181H177ZM180 182H181V181H180ZM183 182L186 183L185 180H184ZM194 182L196 183L197 181H194ZM255 182H256V181H255ZM257 182H258V181H257ZM35 183H36V182H35ZM89 183H90V181H89ZM110 183H111V182H110ZM146 183H148V181H147ZM157 183H158V182H157ZM192 183H193V182H192ZM195 183H194V184H195ZM215 183H216V182H215ZM234 183H235V182H234ZM238 183H239V182H238ZM12 184H13V183H12ZM126 184H127V183H126ZM137 184H138V183H137ZM232 184H233V182H232ZM261 184H262V183H261ZM22 185H23V184H22ZM46 185H47V184H46ZM84 185H85V184H84ZM100 185H101V184H100ZM116 185H117V183H116ZM198 185H199V184H198ZM208 185H209V184H208ZM212 185H213V184H212ZM239 185H240V184H239ZM7 186H8V185H7ZM85 186H86V185H85ZM114 186H115V185H114ZM118 186H119V185H118ZM128 186H129V185H128ZM135 186H137V185H135ZM165 186H166V185H165ZM171 186H173V185H171ZM184 186H185V185H184ZM199 186H200V185H199ZM217 186H218V185H217ZM4 187H5V186H4ZM37 187H38V186H37ZM45 187H46V186H45ZM53 187H54V186H53ZM92 187H93V186H92ZM92 187H91V188H92ZM99 187H100V186H99ZM99 187H98V188H99ZM133 187H134V184H133ZM138 187H139V186H138ZM140 187H141V186H140ZM149 187H150V186H149ZM209 187H210V186H209ZM234 187H235V186H234ZM236 187H237V186H236ZM248 187H249V186H248ZM248 187H247V188H248ZM5 188H6V187H5ZM9 188H10V187H9ZM9 188H8V189H9ZM16 188H17V187H16ZM23 188H24V187H23ZM25 188H26V187H25ZM55 188H56V187H55ZM85 188H87V187H85ZM102 188H103V187H101V189H102ZM113 188H114V187H113ZM117 188H119V187H117ZM122 188H123V187H122ZM167 188L169 189L168 186H167ZM196 188H197V187H196ZM8 189H7V190L5 189V191H8ZM34 189H35V188H34ZM40 189H42V188H40ZM53 189H54V188H53ZM99 189H100V188H99ZM108 189H109V188H108ZM110 189H111V188H110ZM153 189H154V188H153ZM160 189H161V188H160ZM162 189H163V188H162ZM188 189H189V188H188ZM248 189H250V187H249ZM248 189H247V190H248ZM9 190H10V189H9ZM37 190H38V189H37ZM42 190H43V189H42ZM86 190H87V189H86ZM113 190H114V189H113ZM116 190H117V189H116ZM122 190H123V189H122ZM151 190H152V189H151ZM157 190H158V187H157ZM173 190H174V187H173ZM175 190H176V188H175ZM199 190H201V189H199ZM213 190H214V188H213ZM215 190H216V189H215ZM215 190H214V192H215ZM40 191H41V190H40ZM50 191H51V190H50ZM68 191H69V190H68ZM104 191H105V190H104ZM104 191H103V192H104ZM110 191H112V190H110ZM143 191H144V190H143ZM181 191H182V189H181ZM181 191H180V192H181ZM190 191H191V189H190ZM216 191H217V190H216ZM260 191H261V190H260ZM28 192H29V191H28ZM41 192H42V191H41ZM51 192H52V191H51ZM69 192H71V191H69ZM84 192H85V191H84ZM99 192H100V191H99ZM105 192H106V191H105ZM186 192H187V189H186ZM188 192H189V191H188ZM247 192H248V191H247ZM11 193H12V192L10 191V194H11ZM16 193H17V192H16ZM31 193H32V192H31ZM37 193H39V192H37ZM93 193H94V192H93ZM109 193H110V192H109ZM115 193H116V192H115ZM121 193H122V192H121ZM123 193H124V192H123ZM140 193H141V191H140ZM174 193H175V192H174ZM176 193H178V190H177ZM191 193H192V192H191ZM191 193H190V194H191ZM202 193H203V192H202ZM215 193H216V192H215ZM253 193H254V191H253ZM10 194H8V195H10ZM67 194H68V193H67ZM67 194H66V195H67ZM69 194H70V193H69ZM78 194H79V193H78ZM80 194H81V193H80ZM87 194H88V193H87ZM89 194H90V193H89ZM89 194H88V195H89ZM97 194H98V193H97ZM129 194H130V192H129ZM133 194H134V192H133ZM155 194H157V193H155ZM172 194H173V191H172ZM178 194H179V193H178ZM193 194H194V192H193ZM204 194H205V193H204ZM219 194H220V193L218 192V197H219ZM242 194H244V193H242ZM4 195H5V194H4ZM15 195H16V194H15ZM23 195H24V192H23ZM29 195H30V194H29ZM32 195H33V194H32ZM40 195H41V194H40ZM40 195L38 196V198H39V197L42 198V196H40ZM64 195H65V194H64ZM91 195H92V194H91ZM93 195H94V194H93ZM120 195H121V194H120ZM131 195H132V194H130V196H131ZM134 195H135V194H134ZM191 195H192V194H191ZM196 195H197V194H196ZM220 195H221V194H220ZM222 195H223V194H222ZM16 196H17V195H16ZM47 196H48V195H47ZM114 196H115V195H114ZM123 196H124V195H123ZM132 196H133V195H132ZM139 196H140V195H139ZM145 196H146V195H145ZM174 196H175V195H174ZM174 196H173V197H174ZM177 196H179V195H177ZM199 196H200V194H199ZM199 196H198V197H199ZM30 197H31V196H30ZM33 197H34V196H33ZM84 197H85V194H84ZM108 197H109V196H108ZM173 197H172V199H173ZM175 197H176V196H175ZM180 197H181V196H180ZM234 197H235V196H234ZM248 197H249V196H248ZM251 197H252V196H251ZM255 197H256V196H255ZM262 197H263V196H262ZM17 198H18V197H17ZM73 198H74V197H73ZM77 198H78V197H77ZM92 198H93V197H92ZM100 198H101V197H100ZM113 198H114V197H113ZM116 198H117V197H116ZM158 198H159V197H158ZM200 198H201V197H200ZM246 198H247V197H246ZM249 198H250V197H249ZM260 198H261V197H260ZM5 199H6V198H5ZM66 199H67V198H66ZM75 199H76V198H75ZM79 199H82V198H79ZM93 199H94V198H93ZM111 199H112V198H111ZM117 199H118V198H117ZM127 199H128V198H127ZM145 199H146V198H145ZM147 199H148V197H147ZM194 199H195V198H194ZM0 200H1V199H0ZM13 200H15V199H13ZM35 200H36V199H35ZM41 200H42V199H41ZM50 200H51V198H50ZM63 200H64V199H63ZM73 200H74V199H73ZM82 200H84V199H82ZM87 200H88V199H87ZM97 200H98V199H97ZM123 200H124V199H123ZM139 200H140V199H139ZM156 200H157V199H156ZM191 200H192V199H191ZM201 200H202V199H201ZM239 200H240V199H239ZM46 201H47V200H46ZM66 201H67V200H66ZM80 201H81V200H80ZM93 201H94V200H93ZM114 201H115V200H114ZM114 201H113V202H114ZM130 201H131V200H130ZM133 201H134V200H133ZM137 201H138V200H137ZM140 201H141V200H140ZM143 201H144V200H143ZM174 201H176V200H174ZM187 201H188V200H187ZM187 201H186V202H187ZM251 201H252V199H251ZM3 202H4V201H3ZM35 202H36V201H35ZM56 202H57V201H56ZM56 202H55V203H56ZM82 202H83V201H82ZM86 202H89V201H86ZM97 202L100 203L101 200H100V202H99V201H97ZM105 202H106V201H105ZM109 202H110V201H109ZM181 202H182V200H181ZM212 202H213V201H212ZM225 202H226V201H225ZM256 202H257V201H256ZM263 202H264V201H263ZM6 203H7V202H6ZM14 203H15V202H14ZM17 203H18V202L16 201V204H17ZM33 203H34V202H33ZM101 203H102V202H101ZM120 203H121V202H120ZM127 203H128V202H127ZM189 203H190V202H189ZM191 203H192V207H193V202H191ZM203 203H204V202H203ZM243 203H244V201H243ZM11 204H12V203H11ZM26 204H27V203H26ZM35 204H36V203H35ZM42 204H43V203H42ZM44 204H45V203H44ZM76 204H77V203H76ZM138 204H139V203H138ZM146 204H147V203H146ZM174 204H176V203H174ZM198 204H199V203H198ZM221 204H222V203H221ZM244 204H245V203H244ZM246 204H247V203H246ZM260 204H261V203H260ZM37 205H38V203H37ZM68 205H69V204H68ZM79 205H81V204H79ZM79 205H78V206H79ZM89 205H90V204H89ZM101 205H102V204H101ZM103 205H104V204H103ZM123 205H124V204H123ZM126 205H127V204H126ZM143 205H144V204H143ZM151 205H152V204H151ZM189 205H190V204H189ZM204 205H205V204H204ZM225 205H226V203H225ZM239 205H240V204H239ZM242 205H243V204H242ZM250 205H251V204H250ZM14 206H15V205H14ZM19 206H20V205H19ZM19 206H18V207H19ZM22 206H24V205H22ZM34 206H35V205H34ZM38 206H39V205H38ZM40 206H41V205H40ZM42 206H43V205H42ZM69 206H70V205H69ZM83 206H84V205H83ZM148 206H149V205H148ZM148 206H147V207H148ZM156 206H157V204H156ZM159 206H160V205H159ZM181 206H182V204H181ZM181 206H180V207H181ZM200 206H201V205H200ZM206 206H209V205H205L204 207H206ZM214 206H215V204H214ZM220 206H221V205H220ZM229 206H230V205H229ZM232 206H233V204H232ZM247 206H249V203H248ZM260 206H261V208L263 207L262 204H261ZM9 207H12V206H9ZM45 207H46V206H45ZM63 207H64V206H63ZM66 207H67V206H66ZM150 207H151V206H150ZM160 207H161V206H160ZM168 207H169V206H168ZM187 207H188V205H187ZM189 207H190V206H189ZM189 207H188V208H189ZM218 207H219V206H218ZM233 207H234V206H233ZM241 207H242V206H241ZM7 208H8V207H7ZM13 208H14V207H13ZM15 208H16V207H15ZM36 208H37V207H36ZM85 208H86V207H85ZM93 208H94V207H93ZM122 208H123V207H122ZM124 208H125V207H124ZM132 208H133V207H132ZM132 208H131V209H132ZM140 208H142V206H140ZM151 208H152V207H151ZM151 208H150V209H151ZM173 208H174V207H173ZM190 208H191V207H190ZM206 208H207V207H206ZM222 208H224V207H222ZM242 208H243V207H242ZM242 208H241V209H242ZM8 209H9V208H8ZM16 209H17V208H16ZM26 209H27V208H26ZM26 209H25V210H26ZM42 209H43V207H42ZM69 209H70V208H69ZM78 209H79V208H78ZM83 209H84V208H82L81 210H83ZM97 209H98V208H97ZM102 209H103V208H102ZM131 209H130V210H131ZM134 209H135V208H134ZM144 209H145V208H144ZM208 209H209V208H208ZM212 209H213V208H212ZM215 209H216V208H215ZM226 209H227V208H226ZM263 209H264V207H263ZM19 210H20V209H19ZM32 210H33V209H32ZM88 210H89V209H88ZM94 210H95V209H94ZM105 210H106V209H105ZM105 210H104V211H105ZM154 210H155V209H154ZM177 210H178V207H177ZM3 211H4V210H3ZM23 211H24V210H23ZM50 211H51V210H50ZM64 211H65V210H64ZM89 211H90V210H89ZM99 211H100V210H99ZM104 211H103V212H104ZM110 211H111V210H110ZM123 211H124V210H123ZM135 211H136V210H135ZM148 211H150V210L148 209L147 212H148ZM175 211H176V209H175ZM178 211H179V210H178ZM191 211H192V210H191ZM194 211H196V210H194ZM218 211H219V210H218ZM220 211H221V210H220ZM224 211L227 213V211L223 209V212H224ZM237 211H238V210H237ZM6 212H7V210H6ZM66 212H67V210H66ZM129 212H130V211H129ZM138 212H139V211H138ZM150 212H151V211H150ZM160 212H161V211H160ZM160 212H159V213H160ZM181 212H183V211H181ZM229 212H230V210H229ZM252 212H253V211H252ZM7 213H8V212H7ZM14 213H15V212H14ZM31 213H32V212H31ZM40 213H41V212H40ZM53 213H54V212H53ZM57 213H58V212H57ZM76 213H77V212H76ZM76 213H75V214H76ZM79 213H80V212H79ZM96 213H97V212H96ZM108 213H109V212H108ZM124 213H125V212H124ZM152 213H153V211H152ZM187 213H189V212H187ZM206 213H207V212H206ZM206 213H205V214H206ZM254 213H255V212H254ZM256 213H257V211H256ZM8 214H9V213H8ZM11 214H12V213H11ZM16 214H17V213H16ZM33 214H34V213H33ZM37 214H38V213H37ZM62 214H63V213H62ZM65 214H66V213H65ZM72 214H73V213H72ZM75 214H74V215H75ZM81 214H82V213H81ZM86 214H87V213H86ZM90 214H91V213H90ZM122 214H123V213H122ZM122 214H121V215H122ZM160 214H161V213H160ZM196 214H197V213H195V215H196ZM6 215H7V214H6ZM12 215H13V214H12ZM22 215H23V214H22ZM24 215H25V213H24ZM97 215H98V214H97ZM151 215H152V214H151ZM154 215H155V214H154ZM173 215H174V212H173ZM218 215H219V214H218ZM8 216H9V215H8ZM25 216H26V215H25ZM47 216H48V215H47ZM50 216H51V215H50ZM56 216H57V214H56ZM63 216H64V215H63ZM68 216H69V215H68ZM89 216H90V215H89ZM122 216H124V215H122ZM131 216H132V214H131ZM133 216H134V215H133ZM161 216H162V215H161ZM174 216H175V215H174ZM198 216H199V215H198ZM198 216H197V217H198ZM206 216H207V214H206ZM214 216H215V214H214ZM235 216H236V215H235ZM248 216H249V215H248ZM17 217H18V216H17ZM30 217H31V216H30ZM32 217H34V216H32ZM117 217H118V216H117ZM120 217H121V216H120ZM125 217H126V215H125ZM136 217H137V216H136ZM176 217H177V216H176ZM176 217H173V218H176ZM183 217H184V216H183ZM190 217H191V216H190ZM223 217H224V216H223ZM254 217H255V216H254ZM3 218H5V217H3ZM15 218H16V217H15ZM55 218H56V217H55ZM58 218H59V217H58ZM70 218H71V217H70ZM70 218H69V219H70ZM79 218H80V217H78V219H79ZM96 218H97V217H96ZM109 218H110V217H109ZM123 218H124V217H123ZM123 218L121 217V219H123ZM141 218H142V217H141ZM152 218H153V217H152ZM157 218H158V217H157ZM159 218H160V217H159ZM194 218H195V216H194ZM204 218H205V217H204ZM206 218H207V217H206ZM206 218H205V219H206ZM217 218H218V217H217ZM230 218H231V217H230ZM230 218H229V219H230ZM82 219H83V218H82ZM84 219H85V218H84ZM86 219H87V218H86ZM91 219H93V218H91ZM100 219H101V218H100ZM114 219H115V218H114ZM153 219H154V218H153ZM222 219H223V218H222ZM253 219H254V218H253ZM258 219H259V217H258ZM258 219H257V220H258ZM22 220H23V219H22ZM67 220H68V219H67ZM71 220H72V219H71ZM88 220H89V219H88ZM93 220H95V219H93ZM105 220H107V219H105ZM105 220H104V222H105ZM111 220H112V219H111ZM117 220H118V219H117ZM129 220H130V219H129ZM135 220H138V218L135 219ZM143 220H144V219H143ZM154 220H155V219H154ZM174 220H176V219H174ZM177 220H178V219H177ZM197 220H199V219H197ZM211 220H212V218H211ZM239 220H240V219H239ZM254 220H255V219H254ZM4 221H5V220H4ZM6 221H7V220H6ZM9 221H10V220H9ZM11 221H12V220H11ZM14 221H15V220H14ZM14 221H13V222H14ZM17 221H18V220H17ZM30 221H31V220H30ZM68 221H69V220H68ZM76 221H77V220H76ZM79 221H80V220H79ZM95 221H96V220H95ZM95 221H94V222H95ZM124 221H125V220H124ZM133 221H134V218H133ZM155 221H156V220H155ZM178 221H179V220H178ZM178 221H177V222H178ZM199 221H200V220H199ZM206 221H207V219H206ZM216 221H217V219H216ZM216 221H215V222H216ZM1 222H2V221H1ZM22 222H23V221H22ZM26 222H27V221H26ZM65 222H66V220H65ZM91 222H92V221H91ZM99 222H100V221H99ZM120 222H121V221H120ZM125 222H126V221H125ZM175 222H176V221H175ZM177 222H176V223H177ZM223 222H224V221H223ZM238 222H239V221H238ZM245 222H246V221H245ZM245 222H244V223H245ZM252 222H253V221H251V223H252ZM256 222H257V221H256ZM259 222H260V220H259ZM31 223H32V222H31ZM72 223H73V222H72ZM80 223H81V222H80ZM146 223H147V222H146ZM146 223H145V224H146ZM212 223H213V221H212ZM251 223H250V224H251ZM261 223H262V222H260V225H261ZM14 224H15V223H14ZM29 224H30V222H29ZM32 224H33V223H32ZM32 224H31V225H32ZM57 224H58V223H57ZM57 224H56V225H57ZM78 224H79V223H78ZM82 224H84V222H83ZM85 224H86V223H85ZM103 224H104V223H103ZM115 224H116V223H115ZM115 224L113 223V225H115ZM126 224H127V223H126ZM128 224H129V223H128ZM133 224H134V223H133ZM142 224H143V222H142ZM206 224H207V223H206ZM250 224H249V225H250ZM0 225H1V224H0ZM7 225H8V224H7ZM15 225H18V224L16 223ZM15 225H14V226H15ZM24 225H25V224H24ZM52 225H53V224H52ZM68 225H69V224H68ZM100 225H101V224H100ZM120 225H121V224H120ZM136 225H137V224H136ZM151 225H152V224H151ZM159 225H160V224H159ZM168 225H169V224H168ZM172 225H173V224H172ZM194 225H195V224H194ZM245 225H246V224H245ZM252 225H253V224H252ZM54 226H55V225H54ZM64 226H65V225H64ZM64 226H63V227H64ZM77 226H79V225H77ZM86 226H88V224H87ZM101 226H102V225H101ZM103 226H105V225H103ZM116 226H117V224H116ZM131 226H132V225H131ZM131 226H130V227H131ZM137 226H138V225H137ZM142 226H143V225H142ZM146 226H147V225H146ZM154 226H155V225H154ZM169 226H170V225H169ZM169 226H168V227H169ZM174 226H175V225H174ZM178 226H179V225H178ZM206 226H207V225H206ZM208 226H209V225H208ZM220 226H221V225H220ZM227 226H228V225H227ZM232 226H233V225H232ZM1 227L4 228V226H1ZM23 227H24V226H23ZM31 227H32V226H31ZM50 227H51V226H50ZM50 227H49V228H50ZM75 227H76V226H75ZM94 227H95V226H94ZM98 227H99V226H98ZM109 227H110V226H109ZM117 227H119V226H117ZM143 227H144V226H143ZM159 227H160V226H159ZM170 227H171V226H170ZM196 227H197V230H198L199 228H198L197 225H196ZM218 227H219V226H218ZM223 227H224V226H223ZM225 227H226V226H225ZM242 227H243V226H242ZM252 227H253V226H252ZM5 228H6V227H5ZM12 228H13V227H12ZM12 228H11V229H12ZM16 228H17V227H16ZM53 228H54V227H53ZM86 228H87V227H86ZM86 228H85V229H86ZM102 228H103V227H102ZM102 228H101V229H102ZM106 228H108V227H106ZM144 228H145V227H144ZM144 228H143V229H144ZM148 228H149V227H148ZM156 228H158V227H156ZM184 228H185V227H184ZM227 228H228V227H227ZM229 228H230V227H229ZM258 228H259V227H256V229H258ZM36 229H37V228H36ZM67 229H68V228H67ZM69 229H70V227H69ZM80 229H81V227H80ZM82 229H84L83 226H82ZM93 229H95V228H93ZM108 229H110V228H108ZM150 229H151V227H150ZM152 229H153V228H152ZM152 229H151V230H152ZM170 229H171V228H170ZM173 229H174V228H173ZM173 229H172V230H173ZM231 229H232V228H231ZM238 229H240V228H238ZM244 229H245V228H244ZM250 229H251V228H250ZM21 230H22V229H21ZM26 230H27V229H26ZM34 230H35V229H34ZM51 230H52V229H51ZM122 230H123V229H122ZM135 230H136V229H135ZM137 230H139V229H137ZM160 230H161V228H160ZM168 230H169V228H168ZM175 230H176V229H175ZM181 230H183V229H181ZM211 230H212V228H211ZM22 231H23V230H22ZM31 231H32V230H31ZM65 231H66V229H65ZM68 231H69V230H68ZM74 231H75V229H74ZM78 231H79V230H78ZM86 231H87V230H86ZM95 231H96V230H95ZM140 231H141V230H140ZM142 231H143V230H142ZM142 231H141V233H143ZM152 231H155L156 233H158V230H157V229H154V230H152ZM187 231H188V230H187ZM263 231H264V230H263ZM36 232H37V231H36ZM36 232H35V233H36ZM80 232H81V231H80ZM103 232H104V231H103ZM159 232H160V231H159ZM167 232H169V231H167ZM171 232H172V231H171ZM198 232H199V231H198ZM200 232H201V231H200ZM212 232H213V231H212ZM223 232H224V231H223ZM259 232H260V231H259ZM259 232H258V233H259ZM69 233H70V232H69ZM83 233H84V231H83ZM90 233H91V232H90ZM130 233H131V232H130ZM138 233H139V232H138ZM152 233H153V232H152ZM152 233H151V234H152ZM156 233H155V234H156ZM172 233H173V232H172ZM179 233H180V232H179ZM209 233H210V232H209ZM254 233H255V232H254ZM20 234H22V233H20ZM29 234H30V233H29ZM36 234H38V233H36ZM66 234H67V233H66ZM72 234H73V233H72ZM74 234H75V233H74ZM88 234H89V233H88ZM95 234H96V233H95ZM107 234H108V233H107ZM155 234H154V236H155ZM184 234H185V233H184ZM216 234H217V233L215 232V235H216ZM246 234H247V233H246ZM248 234H249V233H248ZM262 234H263V233H262ZM31 235H32V234H31ZM31 235H30V236H31ZM47 235H48V234H47ZM64 235H65V234H64ZM70 235H71V233H70ZM81 235H82V234H81ZM111 235H113V234H111ZM129 235H130V234H129ZM134 235H135V234H134ZM168 235H169V233H168ZM250 235H251V233H250ZM250 235H249V236H250ZM0 236H2V235H0ZM16 236H17V235H16ZM24 236H25V235H24ZM27 236H28V235H27ZM65 236H66V235H65ZM83 236H84V235H83ZM88 236H90V235H88ZM152 236H153V234H152ZM181 236H182V235H181ZM241 236H242V235H241ZM263 236H264V235H263ZM13 237H14V236H13ZM91 237H92V235H91ZM104 237H106V236H104ZM110 237H111V236H110ZM136 237H137V235H136ZM155 237H156V236H155ZM186 237H187V236H186ZM218 237H220V236H218ZM227 237H228V236H227ZM233 237H234V235H233ZM243 237H244V236H243ZM10 238H11V236H10ZM10 238H9V239H10ZM19 238H20V237H19ZM26 238H27V237H26ZM40 238H41V237H40ZM125 238H126V237H125ZM137 238H138V237H137ZM143 238H144V236H143ZM169 238H170V237H169ZM171 238H173V237L171 236ZM171 238H170V239H171ZM225 238H226V237H225ZM250 238H251V237H250ZM261 238H262V237H261ZM11 239H12V238H11ZM22 239H23V238H22ZM34 239H37V238L34 237ZM34 239H33V240H34ZM64 239H65V238H64ZM76 239H77V238H76ZM89 239H90V238H89ZM118 239H119V238H118ZM167 239H168V238H167ZM170 239H168V240H170ZM187 239H188V238H187ZM212 239H213V238H212ZM229 239H230V238H229ZM235 239H236V236H235ZM241 239H242V238H241ZM248 239H249V238H248ZM254 239H255V238H254ZM30 240H32V239H30ZM33 240H32V241H33ZM41 240H42V239H41ZM79 240H81V239H79ZM83 240H84V239H83ZM86 240H87V239H86ZM106 240H107V239H106ZM130 240H131V239H130ZM139 240H140V239H139ZM144 240H145V238H144ZM149 240H150V238H149ZM160 240H161V239H160ZM168 240H167V241H168ZM224 240H225V239H224ZM10 241H11V240H10ZM44 241H45V240H44ZM88 241H89V240H88ZM88 241H87V242H88ZM101 241H102V240H101ZM107 241H109V240H107ZM134 241H135V240H134ZM174 241H175V240H174ZM178 241H179V240H178ZM194 241H195V240H194ZM235 241H237V239H236ZM247 241H248V240H247ZM19 242H20V241H19ZM22 242H23V240H22ZM22 242H21V243H22ZM49 242H50V241H49ZM63 242H64V241H63ZM69 242H71V241H69ZM105 242H106V241H105ZM135 242H137V241H135ZM150 242H151V241H150ZM179 242L181 243V241H179ZM238 242H239V241H238ZM245 242H246V241H245ZM9 243H10V242H9ZM35 243H36V242H35ZM39 243H40V242H39ZM81 243H82V242H81ZM83 243H84V242H83ZM116 243H117V242H116ZM116 243H114V244H116ZM131 243H132V242H131ZM138 243H139V242H138ZM145 243H146V241H145ZM145 243H144V245H145ZM180 243H179V245H180ZM193 243H194V242H193ZM207 243H208V242H207ZM217 243H218V242H217ZM228 243H229V242H228ZM257 243H258V242H257ZM33 244H34V243H33ZM33 244H32V245H33ZM40 244H41V243H40ZM50 244H51V243H50ZM50 244H49V245H50ZM66 244H67V243H66ZM84 244H85V243H84ZM93 244H94V243H93ZM117 244H120V243H117ZM195 244H196V243H195ZM220 244H221V243H220ZM230 244H231V243H230ZM239 244H240V243H239ZM258 244H260V243H258ZM18 245H19V244H18ZM168 245H169V244H168ZM183 245H184V244H183ZM201 245H203V244H201ZM226 245H227V244H226ZM232 245H233V244H232ZM253 245H254V244H253ZM41 246H42V245H41ZM65 246H66V245H65ZM72 246H73V245H72ZM84 246H85V245H84ZM86 246H87V244H86ZM88 246H89V245H88ZM95 246H96V244H95ZM110 246H111V245H110ZM126 246L128 247V244H127ZM155 246H156V245H155ZM161 246H162V244H161ZM166 246H167V245H166ZM166 246H165V248H166ZM207 246H208V245H207ZM247 246H248V244H247ZM262 246H263V245H262ZM6 247H7V246H6ZM6 247H5L4 249H6ZM10 247H11V246H10ZM31 247H32V246H31ZM35 247H36V244H35ZM79 247H80V246H79ZM79 247H78V249H79ZM97 247H98V246H97ZM97 247H96V248H97ZM137 247H138V246H137ZM137 247H136V248H137ZM157 247H158V246H157ZM163 247H164V246H163ZM170 247H171V246H170ZM191 247H192V246H191ZM196 247H198V246H196ZM210 247H211V246H210ZM230 247H231V246H230ZM237 247H238V246H237ZM248 247H249V246H248ZM29 248H30V247H29ZM46 248H47V246H46ZM59 248H60V247H59ZM65 248H66V247H65ZM87 248L89 249V247H87ZM106 248H107V247H106ZM130 248H131V247H130ZM134 248H135V247H133L132 249H134ZM142 248H143V247H142ZM180 248H182V247H180ZM205 248H206V247H205ZM205 248H204V249H205ZM221 248H222V247H221ZM4 249H3V250H4ZM12 249H13V248H12ZM41 249H42V248H41ZM55 249H56V248H55ZM57 249H58V247H57ZM71 249H72V248H71ZM71 249L68 250V251L70 252ZM83 249H84V247H83ZM98 249H99V248H98ZM140 249H141V248H140ZM156 249H157V248H156ZM176 249H177V248H176ZM229 249H230V248H229ZM238 249L240 250V247H239ZM248 249L250 250V248H248ZM1 250H2V249H1ZM20 250H22V249H20ZM42 250H43V249H42ZM44 250H45V249H44ZM59 250H60V249H59ZM75 250H76V249H75ZM109 250H110V248H109ZM112 250H113V249H112ZM112 250H111V251H112ZM136 250H137V249H136ZM144 250H146V249H144ZM158 250H159V249H158ZM199 250H200V249H199ZM201 250H202V249H201ZM201 250H200V251H201ZM209 250H211V249L209 248ZM209 250H208V251H209ZM236 250H237V249H236ZM236 250H235V251H236ZM246 250H247V249H246ZM12 251H13V250H12ZM22 251H23V250H22ZM36 251H37V250H36ZM56 251H57V250H56ZM85 251H86V250H85ZM87 251H89V250H87ZM87 251H86V252H87ZM146 251H147V250H146ZM165 251H166V250H165ZM167 251H168V250H167ZM170 251H171V250H170ZM218 251H219V250H218ZM218 251H217V252H218ZM220 251H221V250H220ZM231 251H232V250H231ZM1 252H4V251H1ZM32 252H33V251H32ZM73 252H74V251H73ZM76 252H77V251H76ZM78 252H79V251H78ZM78 252H77V253H78ZM81 252H82V250H81ZM104 252H105V251H104ZM107 252H108V251H106V253H107ZM114 252H115V249H114ZM116 252H117V251H116ZM121 252H122V251H121ZM123 252H124V251H123ZM125 252H126V251H125ZM142 252H143V251H142ZM157 252H158V251H157ZM157 252H156V253H157ZM176 252H177V251H176ZM188 252H189V251H188ZM201 252H202V251H201ZM239 252L242 253L243 251L240 250ZM259 252H260V251H259ZM64 253H65V252H64ZM92 253H93V252H92ZM160 253L162 254V252H160ZM165 253H166V252H165ZM192 253H193V252H192ZM192 253H191V254H192ZM195 253H196V252H195ZM212 253H213V252H212ZM218 253H219V252H218ZM221 253H222V252H221ZM226 253H228V252H226ZM243 253H244V252H243ZM8 254H9V253H8ZM17 254H18V253H17ZM49 254H50V253H49ZM60 254H61V253H60ZM65 254H66V253H65ZM88 254H89V253H88ZM133 254H134V253H133ZM149 254H150V253H149ZM149 254H147V256H148ZM152 254H153V253H151V255H152ZM177 254H178V253H177ZM191 254H190V256H191ZM198 254H199V253H198ZM228 254L230 255V253H228ZM231 254H232V253H231ZM255 254H257V253H255ZM24 255H25V253H24ZM24 255H23V256H24ZM33 255H34V254H33ZM57 255H58V254H57ZM89 255H90V254H89ZM89 255H88V256H89ZM97 255H99V254H97ZM142 255H143V254H142ZM145 255H146V254H145ZM145 255H144V256H145ZM158 255H159V254H158ZM200 255H201V254H200ZM246 255H247V253H246ZM9 256H10V255H9ZM18 256H20V255L18 254ZM25 256H26V255H25ZM43 256H44V255H43ZM54 256H55V255H54ZM76 256H77V255H76ZM80 256H81V255H80ZM99 256H100V255H99ZM99 256H97V257H99ZM102 256H103V255H102ZM107 256H108V255H107ZM118 256H119V255H118ZM118 256H117V257H118ZM124 256H125V255H124ZM137 256H138V255H137ZM161 256H162V255H161ZM172 256H174V255H172ZM195 256H196V254H195ZM195 256L193 255V257H195ZM203 256H204V255H203ZM213 256H214V255H213ZM224 256H225V255H224ZM234 256H235V254H234ZM15 257H16V256H15ZM35 257H37V256H35ZM48 257H49V256H48ZM66 257H67V256H66ZM69 257H70V256H69ZM73 257L75 258V256H73ZM73 257L71 256L72 261H73ZM97 257H96V258H97ZM104 257H105V256H104ZM135 257H136V256H135ZM135 257H132V259L135 258ZM139 257H140V256H139ZM181 257H182V256H181ZM187 257H188V256H187ZM193 257H192V258H193ZM205 257H206V256H205ZM215 257H216V256H215ZM217 257H218V256H217ZM228 257H229V256H228ZM231 257H232V256H231ZM238 257H239V256H238ZM256 257H257V256H256ZM0 258H1V256H0ZM81 258H82V257H81ZM81 258H80V259H81ZM100 258H101V257H100ZM114 258H115V257H114ZM124 258H125V257H124ZM155 258H156V257H155ZM163 258H164V257H163ZM174 258H175V257H174ZM234 258H235V257H234ZM239 258H240V257H239ZM239 258H238V259H239ZM248 258H249V257H248ZM260 258H261V257H260ZM5 259H6V258H5ZM9 259H10V258H9ZM12 259H13V258H12ZM28 259H29V258H28ZM63 259H64V258H63ZM90 259H91V258H90ZM93 259H94V257H93ZM105 259H106V258H105ZM143 259H144V258H143ZM148 259H149V258H148ZM166 259H167V258H166ZM169 259H170V258H169ZM172 259H173V258H172ZM177 259H178V258H177ZM177 259H175V260H177ZM188 259H189V258H188ZM195 259H196V257H195ZM203 259H204V258H203ZM212 259H213V258H212ZM232 259H233V258H232ZM232 259H231V260H232ZM18 260H19V259H18ZM25 260H26V259H25ZM58 260H59V258H58ZM60 260H61V259H60ZM81 260H82V259H81ZM91 260H92V259H91ZM94 260H95V259H94ZM97 260H98V259H97ZM97 260H96V261H97ZM111 260H112V258H111ZM111 260H110V261H111ZM125 260H126V259H125ZM128 260H131V259H128ZM206 260H207V259H206ZM208 260L210 261L211 259H208ZM216 260H219V259L216 258ZM236 260H237V259H236ZM239 260H240V259H239ZM263 260H264V259H263ZM7 261H9V260L7 259ZM7 261H6V263H7ZM11 261H12V260H11ZM23 261H24V260H23ZM74 261H76V260H74ZM112 261H113V260H112ZM134 261H135V260H134ZM165 261H167V260H165ZM168 261H169V260H168ZM182 261H183V260H182ZM244 261H245V260H244ZM19 262H21V261H19ZM27 262H28V261H27ZM48 262H49V260H48ZM67 262H68V261H67ZM67 262H66V263H67ZM69 262L72 263L71 261H69ZM81 262H82V261H81ZM89 262H90V261H89ZM114 262H115V261H114ZM121 262H122V261H121ZM123 262H125V261H123ZM136 262H137V261H136ZM145 262H146V261H145ZM152 262H154V261H152ZM162 262H163V261H162ZM170 262H171V261H170ZM177 262H178V261H177ZM215 262H216V261H215ZM240 262H241V261H240ZM242 262H243V261H242ZM247 262H248V261H247ZM247 262H246V263H247ZM249 262H250V261H249ZM8 263H9V262H8ZM8 263H7V264H8ZM23 263H24V262H23ZM35 263H36V262H35ZM78 263H79V262H78ZM82 263H83V262H82ZM82 263H81V264H82ZM106 263H107V262H106ZM118 263H119V261H118ZM148 263H149V262H148ZM158 263H159V262H158ZM184 263H185V262H184ZM205 263H206V262H205ZM211 263H212V262H211ZM252 263H253V262H252ZM255 263H256V262H255ZM12 264H13V262H12ZM54 264H55V263H54ZM68 264H69V263H68ZM83 264H84V263H83ZM85 264H86V263H85ZM113 264H114V263H113ZM151 264H152V263H151ZM170 264H171V263H170ZM191 264H192V263H191ZM218 264H219V263H218ZM239 264H240V263H239ZM259 264H260V263H259Z\"/></svg>","mask_w":264,"mask_h":264}]
</instances>
